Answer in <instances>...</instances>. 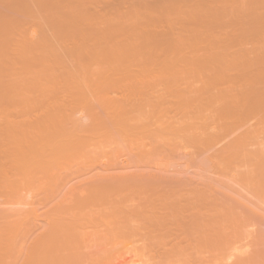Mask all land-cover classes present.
<instances>
[{"label": "bare ground", "instance_id": "obj_1", "mask_svg": "<svg viewBox=\"0 0 264 264\" xmlns=\"http://www.w3.org/2000/svg\"><path fill=\"white\" fill-rule=\"evenodd\" d=\"M27 1L28 0H0V32L2 34L4 33L7 36L8 35L7 33H10L9 30L13 28L12 26L10 27V25H12L14 22H17L19 20L21 21V19L25 18L24 16L27 15L31 11L32 6H30V3ZM42 1L39 0V3ZM47 1H49V0H46V4H44L43 2H42L43 4L41 3L40 7H42L43 10L41 9L42 11L40 10V12H43V11L49 12V10H47V9L44 10L45 7L50 8L49 5H48V7L42 6V5H47ZM50 1H52V0H50ZM71 1H73V0H71ZM86 1L89 2L88 0H86ZM101 1L103 2L104 0H101ZM109 1H111V0H108V3H109ZM125 1H123V2H125ZM149 1L150 0H147V2H149ZM160 1H162V0H160ZM195 1H198V0H195ZM218 1L219 0H217V2ZM247 1H249V0H247ZM56 2L57 3L59 2L58 4H60V0H57ZM63 2L60 5L61 8L58 4H56V6L58 5L57 7H59L56 9V6H52V4H54L52 1V4H51L52 15H55V14H53L54 10L57 11L56 14L59 12L62 14V12H64V11H60V10H64V9L68 10L69 6H67V2L65 1L66 4ZM68 2L70 3V0ZM78 2H81V1L78 0ZM105 2H107V1L105 0ZM105 2H103V3H105ZM116 2H118V1H116ZM128 2H129V0H128ZM157 2L158 1H156V3ZM167 2H168V0H167ZM167 2H166V4H167ZM214 2H215V0H214ZM219 2H222V1L220 0ZM233 2H234V0H233ZM237 2H239V1H237ZM260 2L263 3L262 1H260ZM27 3H29V6L27 5ZM74 3H76V2L74 1ZM156 3L154 2V5ZM228 3H229V1H228ZM257 3H256V5H259V1H257ZM63 4L65 5V7H63ZM71 4H72V2H71ZM79 4H76V5L80 6L79 10L82 9V11H80L79 13L82 14V12L84 11V8H85V11L83 12V15H82V16H85L86 15L85 12L88 9L85 6H83L84 3H83V5H82V3H79ZM147 4L144 3L143 7L145 8ZM150 4H151V2H150ZM171 4H173V3H171ZM181 4H183V3L181 2ZM210 4L208 6L211 8L213 5L210 6ZM213 4H216V3H213ZM235 4L236 3H234V5ZM240 4H241V2H240ZM244 4H246L245 7H247V6H249L247 4H250V3H248V2L243 3L240 7L245 8L243 6ZM36 5H38V3ZM72 5H74V4H72ZM117 5H119V3ZM126 5L128 6V4H126ZM174 5L175 4H173V6ZM197 5H198V3H197ZM205 5L206 4H204V6ZM66 6H67V8H66ZM81 6H83V8H81ZM89 6H90V4H89ZM97 6H98V4H97ZM151 6H153V4H151ZM151 6L149 8V11L151 9ZM202 6L200 5V8ZM238 6H236L235 8L239 9ZM251 6H253V5H251ZM251 6H249V7L251 8ZM28 7L30 8V10ZM104 7H105V5H104ZM113 7H112V9H113ZM125 7H123V10ZM164 7H166V5H164ZM194 7H196V6H194ZM229 7L231 8L230 5H229ZM229 7H228V9H229ZM232 7H234V6H232ZM35 8L38 9V7H35ZM72 8H75V10L78 12V9H77V8H79L78 6L77 7L73 6L69 9L74 10ZM109 8H110V6H109ZM156 8H158V7H156ZM160 8L162 9L163 7H160ZM219 8L221 9V7H219ZM219 8H216V9H219ZM235 8H234V11L236 10ZM250 8H249V11H246V8H245V10L244 9L243 10L241 9V10L243 12L245 11L246 14L249 15V14H252V13H250ZM263 8H264V4H263ZM33 9L34 8H32V11H31L33 13L31 18L34 17ZM182 9H183V7H182ZM189 9H191V8H189ZM226 9L227 8L225 7V9H223V10L226 11ZM256 9L261 10L262 8H258V6H257L255 8V11H254V9H252L251 12L254 11L253 13H255V12L257 13L258 10H256ZM107 10L108 9H106V11ZM125 10L128 11L129 13L125 14V13H127ZM125 10H124L125 13H124V11H121V9L117 10V13H118V11L120 12V14H121V12H123L122 18L124 16V14H125V16L130 15V13H131V15H132V13L134 14V12H132L133 9L128 10V8H127ZM146 10H148V7L146 8ZM153 10L154 9H152L151 13L155 14V13H153ZM172 10L174 11V9H172ZM247 10H248V8H247ZM112 11H116V9L115 10L113 9ZM143 11H145V10H143ZM196 11L199 12L198 8ZM208 11H209V9H208ZM211 11H212V8L210 9L209 12H211ZM232 11L233 10L231 9L230 13H232ZM157 12H160V11H157ZM161 12H163V11H161ZM192 12H195V11H192ZM203 12H205V11H203ZM219 12H220V10H219ZM236 12H237V10L235 11V14H236ZM238 12L240 14L241 11L238 10ZM261 12H262V15H259L260 19L257 16L258 18L256 17L253 20L251 18V15H250V19L252 21H250V19L246 18L247 21L248 20L250 21L249 24H248L249 21L247 22L244 19L247 22V25L245 23L246 26H248L250 24H252L253 27L255 26V30L252 29V25L248 26V28L250 27L249 29L251 31L246 29L247 27L244 28L243 26H245V25L242 26L245 29V33L248 32V34L250 36L249 38L254 37V39H255V38H259V36H261L262 38L264 37L263 35H261V32L264 31V29H263L264 28V20L262 21V19L264 17V9H262L260 11V13L259 12L258 13L261 14ZM69 13L67 14L68 19L65 18V19H63L65 21L62 20L64 23L62 25L63 26L68 25L69 28L72 29L71 30L72 32H70L69 34L74 35L76 32H78V30H80L81 33H84L85 28L81 27L80 24H78V25L70 24L69 25V23H72V22L76 23V24L79 23L80 18H82L81 14H80L81 17L79 16L80 17L79 20L77 22L76 21L74 22V20H75L74 15L70 13L71 15H73V17H74V19H73V17L71 15H69ZM75 13L76 12H74V14ZM79 13H78V15H79ZM114 13H115V15H118L116 12H114ZM171 13H173V12H171ZM171 13H169V14H171ZM213 13H214V10H213ZM221 13L222 12H220V14H219L218 11H217V14L214 13L215 14V16H214L215 18H214L212 15V12H211V15H209V16L212 17L214 20H212L210 24L205 25L204 27L208 26V28L211 27L213 29L214 28L217 29L216 27H219V24H220L218 22V20L220 19L219 17H221ZM225 13H227V15H228L229 14L228 10L226 12L222 13V20H223V16L225 15ZM30 14L31 13H29V15ZM40 14H42V13H40ZM44 14H46V13H44ZM94 14L95 15L91 14V18H88L89 21L92 19V16L96 17L97 13H94ZM102 14L99 15V13H98V17L102 18ZM197 14H199V13H197ZM208 14H210V13H208ZM75 15L78 19L77 14H75ZM87 15H88L87 17H89L90 14L87 13ZM107 15H109V14H107ZM142 15L143 14H141V16ZM187 15H189V14H187ZM217 15L218 16L220 15V16L218 17ZM236 15L239 17L238 14H236ZM35 16H39L38 13H36ZM46 16H47V14H46ZM49 16H51V13L49 14ZM103 16L105 17L104 20H106L107 16H105V15H103ZM130 16H129V18H130ZM150 16L152 17V15H149L148 17L151 18ZM155 16H157V15L155 14ZM158 16H160V13ZM203 16H205V15H203ZM229 16H230V14H229ZM237 16H236V18H237ZM242 16L244 17L243 14H242ZM254 16H255V14H254ZM51 17H53V16H51ZM61 17H62V15L60 16V18ZM69 17L71 18L72 21L70 20L71 22L68 23V20L70 19ZM87 17L85 18L86 20H88ZM113 17H115V19H116V16H113ZM117 17H119V15ZM189 17H192V16L189 15ZM245 17H246V15H245ZM247 17L249 18V16H247ZM48 18L49 17H47V19ZM101 18H98V20H96V18L95 19L93 18L92 21L94 22V24H98L97 22L98 21L100 22L101 20H99V19H101ZM103 18H102V21L105 23L106 21H104ZM119 18H117V19H119ZM184 18H185V15H184ZM192 18H194V17H192ZM201 18L203 19L204 17H201ZM201 18H199V19H201ZM232 18H234V17L232 16ZM85 19H83L82 22ZM199 19L196 18V19H192V20L198 21L197 23L200 24L201 20H199ZM239 19L240 18H238V20ZM242 19L243 18H241V21L239 20L240 22L237 23V25H239L241 23L243 24L244 20H242ZM25 20L23 22L24 25H22V23H21L23 21V19L20 22L21 24H19V23L18 24L25 26V22H26ZM28 20L29 19H27V21ZM39 20L42 21L43 19H39ZM56 20H59V19L55 18V20L53 22H56ZM111 20H114V19H111ZM122 20L123 19H121V21ZM143 20H144V18H143ZM159 20H161V19H159ZM159 20H157V21H159ZM167 20H166V22H167ZM174 20H172V21H174ZM225 20L229 21L230 19L226 18ZM29 21H31V20H29ZM43 21H45V19ZM145 21H144L143 25L144 24L148 25L151 23L150 19L145 20ZM205 21H206V19H205ZM219 21H221V20H219ZM234 21H235V19H234ZM33 22L34 21L32 20V22H30L29 24H31ZM37 22L39 25L40 21H38V19H37ZM48 22H50V19H49V21H47V23ZM57 22H61V21H57ZM65 22H67V23H65ZM84 22L85 23H83V24H86V21H84ZM188 22H190V20L189 21L187 20V23ZM225 22H227V21H225ZM35 23H36V20H35ZM108 23H110V24L106 23V25L102 26V27H100L101 25H104L102 23H100L101 25H94L93 23L92 24L88 23L89 27H88V24L86 25V32L88 31V33L86 35H88V37H90L91 31L93 30V35L91 37L94 40L93 42H95V44L93 43L94 46L91 48V44L89 43L90 44L89 45L90 48H89L88 45L85 44V41H84L83 47L85 45H87V46H85V48L82 49L81 46H82L83 41L82 42L80 41L81 46L79 44H77V46L79 45V48L81 47L80 50H82L84 53H81V51H80V54H79L80 56L77 58L79 60L75 59V61H72L74 63H72V65L69 66L68 63L71 64V62H69V58H66V59H68V62L65 61V63H67L68 65L67 64H61L60 65V63L56 64L58 66L60 65L59 68L58 67L56 68L55 67L56 65L54 63L56 62V60L57 61L61 60L63 62L62 59L70 53V50H67V53H66L65 49H68V48H65L64 49L65 51L61 50L62 49L61 44L58 45V43L55 41V40L58 41V39H55V36H57V34L56 35L54 34V39H53L52 33H51L52 37H50L51 34H50V36L46 34L47 33L46 31H48L47 28L45 31L46 33L43 32L45 30V28H44V30H41V32H43V34H45V36L39 35L40 37H42V36L44 38L47 37L48 39L46 38L45 41L46 40L49 41V37H50V39H52L51 42H53V43H51V46H47V47H49V51L53 50L51 48L55 47L56 45H58L59 48H55V50H53V52L57 51V53H58L59 49L61 48L60 49L61 50L60 56H59V53L54 54V55H56V57H55L56 60L53 61L54 67L56 68L55 72L60 73V71H61V73L55 74L56 77L52 76L51 74H53V73H51V72H49V73H51L50 75L47 73V71H52V70H51V66H49L50 61H45V60H46L48 55L51 56L52 54L50 55L49 51H46L48 53H46V52L43 53V51L41 49H43L44 47H42L41 44L45 45L46 42L43 41V42H45V44L42 43L41 38H40L41 44L38 45L39 48L37 46H36V48H38L40 50V52L42 51V54H40V52H39L40 55H38V54L35 55V53H33L34 51H32V53H33L32 57L33 56L37 57L36 59H35V57H33L34 59H32V57H30V55L32 54L31 51H30L31 54L28 55L29 51L27 50L28 51L27 56H29L30 58L29 57L28 58L30 60H32L31 61V62H33L32 64L36 63V64H38V66L36 64H35L36 66L30 65V63H31L30 61L27 63L28 64V66H27L26 61H28V60H25V58L27 59V56L25 55V58L21 59V64H22V62L23 63L25 62L24 64H26V65L24 66V64H22L23 66H21V67L19 66V67L21 68V71H20L21 74H22V71L24 70L22 67L25 68L27 66L28 70H30V71H34V69H35V71H34L35 74H36V71H37V74L39 73V70H40V72L42 71L40 74H38L40 77H41L42 73L44 76H45V74L49 75V76L48 75L45 76L49 80V81H45L48 83L47 85L42 83V81H39L40 78H38L35 75H34L35 80L33 79V82H31V84H32L31 88L32 89L37 88V89H39V92H42V93H38L36 91L37 95L35 94V96H34V95H32L34 93H30V91H32V89L30 91L26 90L28 92H26L24 89H22L23 91H25V94H24V92L22 94L19 91L15 92L17 89L13 90V89H15V88H13V86H12L13 89H11L10 85H9V87L7 86L6 88H4L5 86L0 84V119H1L0 123H1V121L5 122V123H1V125H0V198L3 200V202H2V200L0 199V264H10V262L12 264V262L16 261L14 259L15 256L14 257L10 256V254L11 255H13V253L15 254L14 251H13V253H11L12 250H11V247H9V245H11L12 243H10V241H13L14 238L23 239V238H17L19 235L21 236V234H19V233H21L22 230H20V225H21L20 221L18 219H15V218H18L20 213L18 214V209L16 208L17 205L15 206L16 210L13 209V211L15 212V213H13L12 208L10 207L11 203L9 201L10 200L9 197H11L13 194L16 195V192L22 194L23 192H19V191L22 190V187L25 184L27 185L29 182H31L32 181L31 179H33L35 181H39V180H42L45 178L44 179V181L46 180L45 183H44V181H42V182L44 183V185L47 183L48 188H49V186L52 183L51 181L54 182V180H52V179L54 177L56 178V176H57V175L56 176L53 175V173L55 172V170L59 171L56 168H58V169L60 167L63 168V165L66 164V168H68V170H69V166L71 168V163H70L71 161H72V163L75 161L80 163V161H78L77 158L80 157L79 160H81L82 157L84 159H86V157H87L85 155L86 153L83 154V152H81V150L86 152L85 149H87V152H88V149L90 147H92L91 148L92 151L89 150V152L95 153V151H93V150H96L94 147H95V145H98V144H99V146H97V148L100 151V156L96 157V154H95L94 158L97 159L100 164H98V166L96 167L95 163L97 164V160L95 161V159H94V161H93L92 160L93 157H91V160L93 161V163L91 161H90L91 163L86 162L82 158V160L85 161L87 164L89 163L87 165V167L91 164L89 166L90 169L87 168L88 172H87V169L84 170V167L86 165L85 166L82 165V168L84 170L83 172H85V173L87 172V175L84 176L83 174H85V173L82 174L80 172L82 170L81 167H80L81 170H80V168H78L80 171L75 170L73 173L71 172L72 173V175L70 174L71 177L76 172L78 174H74V175H77V176L79 174L83 175V177L81 175H79L82 178L81 177L75 178L77 181H74V182H78L79 178L83 182L81 183V181L79 180L80 185H79V183H75V185H74L73 181H71L74 185L73 186L72 183L69 184V185H71L70 188H72L71 189L72 196H71V194L69 195L70 192H68V196H70V197H67V195L65 194L66 195L64 197L65 200H64V198H62L64 201L61 200L62 203L59 201L61 204L57 203V204H59L58 207L54 204V207L56 206V208L53 209L55 213L52 212V209L50 210L52 212L50 214V216L52 217L55 215V217H52L53 218V219L51 218L52 220L49 218V216L46 217V219L48 218V219H50L49 221H51V223L49 224L50 226L47 225V226H49V228H47V229H50V230H48L49 232L46 231V233L45 234L43 233L42 236L38 235L39 238L35 237L36 240H34L35 241L34 243L37 246V247L34 246V248H33L34 252H35V250H38L40 248L38 251H39V254H41L42 259L41 258L38 260L35 259V258H39V256H40L38 254V251H36L37 255L35 254L34 258L32 259V255H34V252H33V254L31 252V254L29 253L30 257L28 256L29 257L28 261L31 259L30 262L31 261L34 262V263L31 262V264H88V263L90 264V261L91 262L94 261V259L90 260V257L91 258L95 257L96 252L94 251L95 256H93V253L90 250L89 251H90V253H92V255L90 253L87 254L88 249L86 250V248H89V246H91V245H95V246L98 245L97 246L98 250H100V249L102 250L103 248L105 250H108L107 248H110V247H108V246H110L109 245L110 243L114 244L115 247L118 246L117 250H119V247L121 248L122 245L125 246L126 244L129 243L130 247L133 248L132 250H134V248H135L136 250L139 251V253H140V254L138 253L139 257H140V255H141V257L146 256L145 253H148V254L151 252H152L151 254L156 253L153 255H155L154 257L156 258L158 264H205V263L209 262L210 260H211L210 262L212 264H218L219 262H220L219 264H246L247 260L249 261L247 264H249V263L252 264V262H255V260L254 261L250 260V259H253V257H252L253 254L254 255L257 254L256 259H258L257 257L260 255H261L259 257L260 259L264 258V256H263V253H264V244H263L264 243V241H263L264 236L263 235L264 234H261V232H258V231H260V229H258L260 227H257V225H256L259 221L257 219V217H260L262 215L261 214L260 216H258V214H260V212L257 211L256 209H258L259 206L261 208V205L258 204L259 206H257L256 201H253V200H255L254 198H257L259 195L264 193V50L262 47L263 45H261L262 42H264L263 41L264 38L262 40L260 39L261 43L256 45V48H255V44H253V43H255V42L259 43L258 39H256L257 41L254 40L255 42H253V40L250 42L249 38H248L249 41L247 40V42H249L248 47H250V49L252 51L254 50V48L256 50L258 48V46L260 45L259 46L260 49L258 48V50L262 51V52H260V54H256L255 51L252 53V54L255 53L257 55L256 57H255V54L253 56H250V54H248L251 50H249L248 52L245 51L243 55H238L240 50H241L240 48L245 47L244 44L247 45V42L245 43V42H243V40L245 41L246 35H248V34H245L243 28L241 27V29L243 30V34H245L243 36L245 39H242L243 37H242L241 33H240V35H241L240 36L239 32H238L239 37H242V38L241 39L239 38V40H237V41H242L244 44L242 42H240L241 46H242V44H243V46L242 47L236 46L237 51H238V48H239V51L238 52L236 51L237 53L235 55L233 54L234 56H232V54L228 55L225 53V51H226L225 48L228 47L226 44L228 42L232 43V41H234L233 39H232V41H230L231 40L230 37L233 35L232 34V35H229L230 37L227 36L230 40L225 38L227 41L229 40L228 42L225 41L226 44L223 42L224 40H222L224 45H222V42H220L221 43L220 48L223 46L222 48H224V49H220L219 46H217L219 43L218 44L214 43V44H216L217 49L213 48L214 51L209 50L211 52V55H207V57L205 55V57L204 56L202 57L201 54L198 55V53H197L196 56H194V54H193V57L191 56L192 59L190 60V57L186 56L187 54H191V53H189V51H190L189 48H188L189 51L187 52L186 49H184V47L186 48V46L183 47V49L187 53L182 52L184 50L179 51V48L182 49V47H180V46L183 45L182 43L185 42L184 36L189 33L190 29H187L188 30L187 34H185L186 31H185V33L183 31L184 36L181 37L179 32H181L183 30V27H181L182 30H181V28L179 29L180 31L177 30L178 29L177 27H174L177 30L176 32L179 31L176 34L180 35V39L184 38V40L181 39L182 41H180V39H179V41L182 43H179L177 41L178 39L175 40V38L176 37L179 38V36L178 35L175 36V34L173 35L172 30H170V29H169L170 32H168V33H171L175 37L172 38L173 36L170 34L171 36H169V38L174 39L175 42L177 41L176 44L174 43V45H173L172 41H174V40H172V39H171L172 41L167 40L168 39L167 38L168 33H167V35H165V33H164V36H163L164 38L158 37L159 41H158V39H156V40L158 42H165V41L167 42L168 41L172 44V45H170L171 46L170 47L167 43V45L173 51H175L176 53L178 52V53L177 54L173 53V55L171 53H169V55L165 59L167 60L166 62H168V58H171L172 56L174 57V55L179 56V54H180V58L178 56L177 57L179 59H182L180 61H182L183 64L185 62L186 65L185 66L183 65L182 67L180 65V67H179V65H177L178 63H177V57L176 56H175L176 62L173 58L168 63H164L165 62L164 59H163V61H162L163 63H162L157 58V57L163 56L161 54L164 52L163 51H162V53L160 52L161 54L159 56V53L156 50V52L158 53L157 54L158 56L156 55V53L154 52V48L151 49L152 47L150 45V43H152L153 41H156V40H153L154 37L150 36L148 33H147V35L145 34L144 36H143V34L145 32H143V34H142V32H141V34H139V35H142V37L146 38V39L144 38L145 42L142 43V45L141 44L139 45L138 43L140 40H137L138 42L135 41V43H134L133 39L130 40V38H128V37H127L128 39L124 37L126 40H123V38H120L121 40L118 39V36L122 32H124L126 30V28L124 27L125 29H123L122 25H120L122 28L121 27L119 28L118 26H115V27H117V28H115L114 25L112 24L113 22H108ZM156 23L158 24V22H156ZM168 23H171L170 18H169ZM177 23H178V25L180 24L179 22H177ZM194 23L197 24L196 22H194ZM205 23L206 22H204V24ZM41 24H43V23H41ZM48 24H50V23H48ZM51 24H53V23L51 22ZM111 24L113 26L111 28H109ZM114 24L116 25V23H114ZM132 24L134 25V23H132ZM157 24H156V26H157ZM226 24H224V25H226ZM31 25L33 26V24H31ZM44 25H46V24H44ZM54 25H56V27H57V25H59L57 27V29H58L61 24L60 23H56V24L54 23ZM71 25L72 26L75 25V26H73V28H72ZM92 25H94V27L95 26L100 27V30L101 29H103V30L100 31L99 28L97 29V27L93 28ZM125 25L126 24H124V26ZM136 25L138 27V23L137 24L135 23V26ZM170 25L171 24H169L168 26H170ZM237 25H234V26L237 27ZM22 26H21V28H22ZM26 26H28V23ZM52 26H49V27L54 29V31L56 33V30H55L56 27L53 28L54 26L53 27ZM77 26H79L81 28L75 29V27H77ZM106 26H109L107 28L112 31V32H110L111 33L110 36H108L109 33H107V35H105V37H103V36L101 37V36H99V34H100L99 32L97 33L94 31V29H95V30H98V31L105 34V32H107V30L104 31V29H106ZM144 26H142V27H144ZM166 26H167V24H166ZM230 26H231V28L233 27L232 24ZM239 26H241V25H239ZM43 27H45V26H43ZM43 27H40V29H43ZM103 27H105V28H103ZM148 27H150V26H148ZM157 27H159V26H157ZM220 27L222 30L223 26L221 25ZM236 27H234V28H236ZM61 28H62V26H61ZM91 28H93V29H91ZM129 28H127V30L132 29L130 26H129ZM133 28H134V26H133ZM201 28H203V27H201ZM239 28H237V29H239ZM15 29H16V27H15ZM17 29H20V28H17ZM135 29H137V28H134L133 31ZM139 29L143 30V28H139ZM155 29H156V27H155ZM185 29L186 28H184V30ZM191 29H193V28H191ZM194 29H195V26H194ZM203 29L201 31L199 28L198 31L200 30L204 34ZM230 29L228 31H230ZM204 30H206V29H204ZM246 30H248V31H246ZM252 30L255 32H253ZM11 31H14L13 33L15 34L14 29ZM198 31L197 32L195 31V32L200 34V32H198ZM208 31H209V29H208ZM226 31H227V29H226ZM49 32H52V31H49ZM62 32H63V30H62ZM62 32L57 31V33L59 35ZM134 32H136V31H134ZM191 32L192 31H190V33ZM232 32H234V31H232V29H231V33ZM249 32L250 33L252 32V34L253 33L254 34L251 36ZM25 33L23 32V37H24ZM89 33H90V35H89ZM94 33H97V35L101 38L94 36ZM102 33H101V35H102ZM190 33L188 34L189 36L188 35L186 36V37H188L186 40V44H189V41H190L189 46L192 45L193 42L201 41V38H202L201 43L203 41H204V43H205V41H207V42L209 41V38L207 36H206L207 37V40H206V38L203 39L205 36L202 37V34H200V35L197 34L195 36V35H190ZM16 34H21V33H16ZM64 34H66V33H64ZM64 34H62V35L64 36ZM128 34H130V33L128 32ZM206 34L208 35L209 33H206ZM223 34L225 35L226 32L224 31ZM10 35H11V33H10ZM72 35H70L71 38H72ZM130 35H132V34H130ZM214 35L216 37V34H214ZM214 35L211 36L212 39L214 38ZM234 35H236V34H234ZM39 36L37 38V41H39L38 40ZM77 36H80V35H78V33H77ZM217 36H219V35H217ZM25 37H26V35H25ZM66 37L69 38L68 36H66ZM66 37H64V39ZM83 37H85V36L83 35ZM120 37H123V35ZM224 37L225 36H223L222 38L224 39ZM4 38L5 37H3V39ZM16 38H18V37H16ZM56 38H58V37H56ZM218 38H215V39H217V40L221 39V38L220 39H218ZM21 39H19V40L21 41ZM62 39H63V37H62ZM92 39H90V40H92ZM11 40H13V39H11ZM22 40H23L22 43H18V44L21 45V44L27 43L26 42L27 40H25V39H22ZM24 40H25V43H24ZM69 40H73V39L69 38ZM78 40H80V39H78ZM81 40H83V39H81ZM8 41H9V38H8ZM30 41H32V40L31 39L29 40V44H30ZM33 41L36 42V39ZM33 41H32V43H33ZM60 41H62V40H60ZM132 41H133V44H132ZM150 41H152V42H150ZM213 41L211 40L210 43H208L209 49H210V46L212 49ZM237 41L235 40L234 42L237 43ZM71 42L76 43V41H74V40ZM148 42H150V43H148ZM7 43H10V42H7ZM14 43L15 42H13V44ZM39 43H40V41H39ZM136 43L138 44V47H137ZM155 43L156 42H154V44ZM250 43H252V45ZM29 44H27V45L25 44V45L28 46ZM49 44L50 43H48L46 45H49ZM52 44L55 46H53ZM134 44H135V46H134ZM154 44H153V46H154ZM163 44H165V43H163ZM202 44L199 43V46ZM214 44H213V46H214ZM2 45H0V46H2ZM32 45L34 46L35 43H33ZM147 45H150L151 48H149V46H147ZM204 45H206V44H204ZM234 45H235V43H234ZM4 46L0 47V57L1 58L6 57V56H4V53H5L4 51H6V49L4 50ZM17 46L18 45H16L15 47H17ZM30 46H31V44H30ZM33 46H31L29 48L37 51V49H35V47H33ZM40 46H41V48H40ZM77 46L75 48L72 46L73 49L70 47L69 48V49H71L70 56H66V57H72L73 58V57H75V55L77 56L78 54H76V52H75L77 49H79ZM195 46H197V48H198V44ZM9 47H11V46H9ZM9 47H7V48H9ZM22 48L24 49L25 47H22ZM160 48H162V47H160ZM160 48H159V50H160ZM190 48H192V47L190 46ZM200 48L201 47H199L198 50ZM204 48H205V46H204ZM229 48H230V46H229ZM229 48H228V50H229ZM233 48L236 49L234 46H233ZM12 49H14V47ZM23 49H21V50L23 51ZM234 49H232V47H231L230 51L234 50ZM244 49L248 50L246 48H244ZM244 49H242V50H244ZM163 50H164V48H163ZM172 50H170V51H172ZM223 50H224V52H223ZM228 50H227V52H228ZM258 50H256V52ZM22 51H21V53H22ZM192 51H194V53H195V48ZM204 51H206L205 52L206 54H209L208 53L209 51L207 52V50H205V49H204ZM62 52H63V54H64V52L66 53V54H64L65 56L63 58L61 57ZM78 52H79V50H78ZM179 52H182V53H179ZM196 52H198V51H196ZM199 52H201V50ZM233 52L235 53V51H233ZM36 53H38V51ZM257 53H259V52H257ZM72 54H73V56H71ZM181 54H184V55H181ZM53 56H51V57H53ZM57 56L59 58H57ZM169 56H171V57H169ZM198 56H200V58ZM163 57H166V55H164ZM184 57L186 58V60ZM6 58L4 60H6ZM9 58L10 57H8V59ZM50 58H47V59H50ZM16 59H18V58H16ZM43 59H45V60H43ZM58 59H60V60H58ZM22 60H24V61H22ZM64 60H65V58H64ZM158 60H159V62H158ZM187 60H189L188 63L192 62L189 64V66H191V67H189V66L187 67V65H188ZM0 61H1V59H0ZM77 61H80V62H77ZM76 62L80 65H78ZM137 62H138V64H137ZM193 62L195 63L194 66L192 65ZM5 63H6V68L8 65L9 66L12 65L11 64L12 62L8 65H7V62H5ZM97 63H99V64L97 65ZM119 63H121V64L119 65ZM170 63H172V64L174 63L173 66H172V64L170 66ZM17 64L19 65L18 62H17ZM50 64H52V63H50ZM74 64H76V66ZM133 64H136L135 66L140 67V68L138 67L140 69V70H138V72L135 70L133 71L131 69V67H134ZM161 64H163L162 69H161ZM166 64H167V66H166ZM29 65L33 68V70H31V68H29L30 67ZM77 65H78V67L79 66L80 67L78 68ZM99 65H100V67H99ZM201 65H202V68L204 66L207 69V66H209L210 69L208 67L207 71H204L206 69H203V71H202ZM72 66H74V67H72ZM95 66H98V68H101V69L104 68L106 71L108 70L107 74L109 73V75L106 74V71L104 72L103 70L98 69ZM150 66H151V68H150ZM174 66H175V68H174ZM195 66H197L198 68ZM15 67H17V66H15ZM19 67H17L16 69H18ZM61 67L63 68V70ZM137 67H134V68L137 69ZM148 67L150 68V70ZM167 67H169V68H167ZM170 67H171V69H170ZM183 67H185V68H183ZM9 68H11V67H9ZM58 69H60V70L58 71ZM95 69H96V72H98V70L103 71L105 73V75H104V73H102L100 71L101 74L98 75L101 78L100 79L99 77L96 76L97 73L95 72ZM199 69H201L202 72ZM231 69L233 71L230 73ZM0 70H5V68L2 67V68H0ZM6 70H8V69H6ZM45 70H47V71H45ZM44 71H45V73H44ZM236 71L239 72L238 75H236L237 74ZM240 71H242V73ZM243 71L245 72V74H247L246 76L245 75L243 76V74H244ZM248 71H252V73L254 75H252V73H249ZM25 72L23 71L24 75H25ZM93 72L95 73L94 78L92 75ZM10 73H12V72H10ZM193 73H195V74H193ZM232 73H235V74L232 75ZM5 74L3 73V75H5ZM16 74H17V72H16ZM65 74L69 75V77H67V75H65ZM98 74H99V72H98ZM249 74L253 77L251 78V76ZM3 75H2V77H6ZM7 75H8V73H7ZM84 75H86L87 77ZM88 75H90V76H88ZM13 76H14V74H13ZM31 76L28 77L29 80L31 79L30 78ZM34 76H32V77H34ZM64 76L67 77L66 81L64 80L65 79ZM91 76H92V78H91ZM45 77H43V79ZM61 77H62V80H60ZM6 78H8V76ZM9 78H13V77H9ZM58 78H59L60 82H57ZM247 78H250L251 80H248ZM21 79H24V77ZM90 79H92V80L94 79V81H92ZM202 79L204 80L203 83H202ZM63 80L65 82H67V84H69L68 80H70L72 84H70V85H66V84L59 85L60 83H64ZM102 80H104V81H102ZM188 80H190L189 82H193L195 80L197 83L198 82L200 83V86L199 85H193V84H196L195 82H193L191 85V83L187 82ZM197 80H199V81H197ZM13 81H15V80H13ZM91 81L95 85L92 84ZM39 82L43 86L46 85L47 87L46 86L41 87ZM98 82H100L101 84L106 83L108 85L106 86V84H105L106 87L101 88V86L104 84L101 85L100 83L98 84ZM181 82H183V83H181ZM16 83H15V85H16ZM23 83L25 84V81ZM57 83H59V84H57ZM1 85L4 87L1 88ZM57 85H59L60 87L59 86L57 87ZM90 85L92 88L90 87ZM93 86L95 88H93ZM23 87H25V86H23ZM98 87H100V88L98 89ZM96 88L98 89V91ZM39 94H41V95H39ZM66 94L67 95L70 94L68 96L69 97L72 96L71 98H74L73 96H75V98L77 97L76 100H75V98L73 99L74 100L73 102L77 101L78 97H80L79 101H82V100L83 101L82 102L78 101L77 104L73 103L69 97H68L69 99H66L67 98ZM111 94H112V96H111ZM22 95H24V96L27 95L28 99H29V97L30 98L36 97L37 100L39 97H41V99H39L40 101L38 100L39 103L37 102V100H35L37 103L35 102L36 104L34 103V106L37 105V107H35L34 109L28 108V107L25 108V105L24 106L22 105L23 109L21 111H19V110L22 107L20 109H17L14 107L15 108L14 110H16V109L18 110L15 112H14V110L9 111L6 108L5 104H7V105L13 104L14 105V104H17L19 102L22 103L23 100L22 101L19 100V99H21L20 97H22ZM89 95H90V97H89ZM91 95H92L93 99H92ZM96 95H98L99 97L98 96L95 97ZM117 95H120V96L117 97ZM24 96L22 98H24ZM88 97H89L88 102L91 101V104H88L86 101V99ZM94 97H95V99H94ZM96 98H100L101 101H99L100 99H98V101H97ZM34 99H32V100L34 101ZM67 100L68 101L71 100L70 102H72L75 105H80V104L83 105L85 103L84 101H86V104H85V106L83 105V107L88 108V110L90 109L89 111H92L94 116L92 115L91 112L87 113V114H91V117L93 120L95 118L97 119V121L94 120V122L91 120V123H89L90 124L89 125V124H87V122L91 118L86 114V116H88L87 118H90V119H88V121L86 122L87 125H85V123L82 124L83 127L79 125L80 126L79 129H81V131L84 130V132L82 131L83 134H81V135H77L78 133H76L74 131V128H73L76 126L78 128V125L75 126L76 123H79L78 118L76 119L77 121L73 118L74 120L72 121V123L74 122L73 123L74 126L70 125V128L67 126H65V128H63L64 125L66 123H68L67 121L71 118L72 114L74 116V113H75V111H74V113L68 114L67 111L65 110L68 107L65 105L67 103H68L67 105H69V102ZM33 101H32V103H33ZM93 101L95 102V105L96 104L99 105V103H97V102H102V104L100 103V105H99L100 109L98 108L99 110L103 109L102 111L98 112L100 114V116H95V112L97 113L98 109H97V105L94 106ZM92 103H93V105H92ZM87 104L90 107L92 106L93 108L92 107L90 108ZM13 105H12V107H13ZM75 105H73V107L71 105V107L74 108ZM82 105H80V106H82ZM27 106H28V104H27ZM1 107L2 108L4 107L6 109H2ZM71 107H69V109ZM83 107H81V108L84 109ZM95 107H96L97 111L96 110L94 111ZM101 107H102V109H101ZM41 108H44V110L47 108L48 110H46L47 112L46 111L44 112V110L42 109L43 111L41 110V112H43L44 114L41 115L42 113L40 114V112H38V110L40 111ZM78 108H80V107H78ZM78 108H75V110H78ZM35 110H37V113L39 115H41L39 117V119H42L40 122H43V123L38 122L40 124V126H36L37 123L34 124V122H33V125L36 126L34 128V126L31 124L32 121L31 122H29V121H30V119H32L33 116L31 114L35 113ZM64 110L66 111V113ZM61 111H62V113H61ZM85 111H87V110L85 109ZM68 112H70V110ZM101 112H103L104 114L102 115ZM60 114H63V116H65V114H66V117H64L65 119L61 118V120H60V116H61ZM99 114H97V115H99ZM104 115H105V117H104ZM37 116H35V118L38 119ZM63 116H61V117H63ZM67 116L68 117L70 116L69 119ZM23 117H25V118L29 117L30 118V119L29 118L27 119L28 120L27 122H29L30 128H32L31 125L33 126V128L30 129V130H32L33 133L27 131V130H29V128H28L29 125L26 123L25 119H22L21 122L24 121L28 125V127L25 128V130L27 129L26 131L29 133L25 134L24 133L25 131L22 130V128H23L22 125L24 122L21 123L19 121V118H23ZM17 118H18V120H17ZM102 118H104V119H102ZM3 119H5V121ZM44 119H46V122ZM15 120L19 121L22 125H20L19 122H18L19 125H17V121H15ZM75 121H76V123H75ZM44 122L46 125L44 124ZM69 122L71 123V121H69ZM62 123H63V126L61 128L60 125H62ZM80 123H82V122H80ZM26 124H25V126H26ZM41 124H44V125H41ZM84 125L86 126V128H84L85 127ZM18 126H20V127H18ZM244 126H245V128H244ZM17 127H18V129L21 128V130H17ZM81 127L84 129H82ZM77 128H75V129H77ZM240 128L242 130V132L240 131V135H237V137H235L236 139L233 138L236 135L232 136L234 141H232L233 140L232 139V140H230V142L227 141V144H224L223 146H221V148H219L220 146L215 148V146L218 145V143L221 141L220 138H223L222 136H224V134H225V137H228L227 136L228 134H231L232 132L234 133L236 130H239ZM33 129H35V130H33ZM70 129H72L76 133L77 136H74L72 134L73 131H72V133H70L71 135H69L68 132H70ZM79 129H78V132H79ZM210 130L213 133L210 132ZM13 132L14 133L17 132V135L14 134ZM22 133H24V135H26V136L23 137ZM226 133H227V135H226ZM19 134H22V135H20L21 137L18 136ZM106 136H109V137H106ZM116 136L120 137L121 138L120 140L121 141L123 140L125 144L128 143L132 146V148L136 151V153H135V151L132 152V154H134V156L132 155L133 157H135V154H136V157H139L138 160L140 162L143 160V162H145V163H143V162L140 163V162H138L137 158L134 159L133 157L132 158L134 160H132V159L130 160L129 158H131V155H127V154H129V152H127V153L125 152L124 154L129 156L128 159L131 161L130 164H129V162L126 163L127 159L122 160L121 157L125 158V156L123 155V152H124L123 149L126 150L129 148L128 150H130L131 146L127 147V148L124 147V144H122V142L120 140H118L119 138H116ZM230 136H229V138H230ZM111 137L116 138L117 144L115 143V145H114L115 140H114V138H111ZM225 137L223 138L222 141L227 139ZM108 139L110 140L109 142H111L112 139L114 141L112 140L113 142H111L108 145V144H106V143H108ZM106 140H107V142H106ZM218 140H219V142H218ZM104 141L106 142V143H104V147H107V146L109 147L111 145L110 146L111 148L114 147V149H115V147H116V149L117 150L119 149V151L123 150V151H121L122 156L120 154H118L119 151L116 152L118 155H120L121 161L119 160V156L117 157V155H115V156L118 159L117 160H116V158L113 159V157H114L113 152H115L117 150L112 149V152H111L110 151L111 149H109L108 147H107L108 149H105V150L110 151V153L108 152L109 153L108 158L110 159L109 156H111V159L113 160V162L109 161V163H108L105 160V162L108 163V164H105V163H103V160L100 159L101 161H99V158H102V157L104 158V156L106 154L104 150H103V153H105V154L103 155V153H101L102 147H100V146H103L101 144ZM224 142L226 143V141H224ZM75 143H76V145H75ZM73 144L75 145V147ZM87 144L88 145L92 144V145H94V147L92 145L90 147H88ZM105 144L107 146H105ZM118 144H119V146H118L119 148H117V146H116ZM121 144L123 146L122 147L123 149L121 148ZM80 145L81 146L85 145V147H80L81 148V150H80V148L78 147ZM70 146L72 148L74 147L73 149H74L75 153L77 152L76 153L77 155L75 153H70L71 152L70 149L72 150V152H74ZM126 146H127V144H126ZM86 147H88V148H86ZM99 147L101 148V150L99 149ZM178 147H179L180 151L182 149L183 150L186 149V152H188L187 150H189L188 153H185V151H183V154L185 157H187V156L188 157L189 156L194 157L195 156L194 158L202 157L203 155H206V152L209 153L210 150L211 151L215 150V151H213V154H210L208 156L206 155V157H207L206 160L208 159V162L213 163V165L212 164H210V165H212L214 167V169H216L215 171H218V172H216V173L213 172L212 171L213 167H212V168H210V170L214 174L213 175L211 173L213 178L211 175L208 174L210 172L207 173V171H206L207 175L210 176L209 178L205 175L206 179H203V180H202V178L201 179L198 178V176H197V179L195 177H194V179L192 177H191L192 179H190V178H187V176H189V175H187V172H186V176L182 175V172L185 174V172H184L185 170L181 171L180 167L176 166L174 168L175 165H172V167H173V169H172V167L169 168V164L168 165L161 164L162 161H164L163 160L164 157L169 156L170 153L176 152L175 149L176 148L178 149ZM75 148L80 150V152L82 154L78 150L76 151ZM83 148H85V149H83ZM98 150H96V151H98ZM132 150H130V151H132ZM67 151H70L69 154L65 153ZM99 151H98V153H99ZM61 152H62V156L60 155ZM98 153H97V155H99ZM63 154L66 155L67 158H64ZM78 154H79V156H78ZM110 154H113V156ZM71 155H74V156H71ZM101 155H103V156H101ZM57 156H60V159ZM72 157H73L74 161L71 160ZM74 157H75V159H74ZM105 157H107V156H105ZM153 157L158 158V161H160V162L154 161L153 166H154V163L156 162L157 164H159V163L161 164V165L160 164L158 165L160 167H162L164 165V168H160L158 166H155V167L151 166L152 161L154 160ZM108 158H107V160H108ZM151 158L153 160H151ZM165 159H167V157ZM56 160L59 163H56ZM65 160L67 162L64 163ZM60 161L64 164L62 165V163H60ZM68 161H70L69 164H68ZM110 162H111V164H110ZM137 162H138V165L136 164ZM203 162L205 163L204 160L201 163H203ZM81 163L84 164L82 161H81ZM148 163H149V165H147ZM201 163H200V165H201ZM58 164L61 166H59ZM92 164H94L95 167H92ZM141 164H142V166H141ZM144 164H146V165H144ZM207 164L209 165V163H207V161H206V167L208 166ZM179 166L182 167V165H179ZM66 168H65V170H66ZM75 168H76V166H75ZM224 169L225 170L230 169V171L227 172ZM210 170L208 169V171H210ZM61 171H62V169L60 168L59 175L62 173ZM70 171H73V169L71 168ZM93 171L95 173H93ZM223 171H225V172H223ZM66 172H68V171H66ZM230 172L231 173L233 172L234 175H232ZM56 173H54V174H56ZM227 174H229V175L231 174V175L226 176ZM44 175H46V177H44ZM61 175L63 176V174H61ZM68 175L69 174H67V177H68ZM215 175H217V176L215 177ZM47 176H48V178H47ZM49 176H51L52 178ZM64 176L66 177L65 174H64ZM64 176L62 177V179L60 178L61 176L60 177L58 176L57 181L58 182L62 181V183L64 184V182H65V181L63 182V180L65 178ZM194 176H196V175H194ZM59 178L61 181L58 180ZM84 178H85V180H84ZM223 178H225V179H223ZM47 179L49 181L51 180L50 185H49ZM208 180H210L212 182H210ZM35 181L34 182L32 181L33 183L32 182L31 183L33 185H37L38 183L36 182L37 184H35ZM69 181H70V179H69ZM55 183H56V181H55ZM32 184L29 183V185L27 187H29L30 185L32 186ZM53 184L51 185L50 188L54 187ZM58 184H57V186H58ZM76 184H77V186H76ZM60 185H61V183H60ZM66 185L67 184H65V187H67ZM234 185H235V187H232ZM57 186L55 185V187H57ZM34 187H37V186H34ZM60 187L58 188L59 191H60ZM68 187L66 188V190L68 189ZM43 188H45V187H43ZM25 189H27V188H25ZM54 189L52 188L51 190H54ZM45 191H46V188H45ZM46 192H49V191H46ZM49 194H48V196H49ZM7 195H9V196H7ZM59 195L60 194L58 193V196ZM63 195H64V192H63ZM58 196L56 195V197H58ZM61 196H62V194H61ZM61 196H59V197H61ZM5 197L6 198L8 197L7 200L9 199L7 202L10 203L8 206L10 209L7 207L8 204H6V201H4V200H6ZM18 197H19V195L16 198L18 199ZM56 197H55V199L57 200ZM261 197H263V196L261 195ZM13 198H15V197H13ZM48 198H50V197H48ZM59 199H61V198H59ZM42 200H43V196H42ZM56 200L53 203H56ZM260 202H261V200H260ZM253 203H255V210H253L254 209ZM251 206H252V209L250 208ZM54 207L52 206V208H54ZM49 208H51V207L49 206ZM260 208L258 210H260ZM263 209H264V207H263ZM261 210H262V208H261ZM31 212H33V211L31 210ZM44 214H43V217H44ZM52 214H54V215H52ZM16 215H18V216H16ZM33 215H35L34 212H33ZM33 215H32V217H33ZM37 216L35 218H37ZM45 216H46V214H45ZM19 219H20V217H19ZM259 219H261V218H259ZM32 224H34V223H32ZM32 224H31V227L33 226ZM260 224H262V223H260ZM251 226H252V228H251ZM258 226H260V225H258ZM104 227H105V229H104ZM254 227H256V229H257L256 232H254L255 231ZM41 228H43V227H41ZM249 228L254 229V230L250 231ZM263 230H264V228H263ZM32 233H33V231H32ZM95 233H96L97 237H95V239H94L93 235L96 236ZM249 233H250V235H249ZM251 233H253V234H251ZM258 233H260L261 235ZM254 234L256 236H258V238H257L258 240L256 239V237L254 238V236H253ZM23 235H26V234L24 233ZM251 235H252V239L253 240L256 239L257 242H259L261 239H263V240L260 241V243L256 242L257 244L256 243L253 244V242H255V241L250 240L251 241L250 245H252L251 247H253L255 245L254 246L255 249L252 250V252H250L251 250L248 251V249H247V251H248L247 252L245 249L248 248L249 243L243 244L241 242L249 239L250 238L249 236H251ZM103 236L104 237L108 236V238L110 237V239H108L106 237L108 240H106V243H105L104 241L106 238H103ZM89 237L93 238L96 243L92 244L93 241L91 242L92 239ZM16 239H15V241H16ZM37 239L38 240L41 239V240L38 241ZM100 239H103V240H100ZM97 240L101 246L103 245V244H101V242L103 241L104 245L101 248H100V245L98 244ZM118 240H120V241H118ZM18 241H20V240H18ZM18 241H16V242H18ZM36 241H38L39 244H37ZM120 242L123 243L121 246H119ZM261 242H262V244H261ZM13 243H14V241H13ZM34 243H31V245H33ZM116 243H119V244H116ZM7 244H8V246H7ZM15 244L16 243H14V245L13 244L12 245L15 246ZM38 245H40L42 247H40V246L38 247ZM6 246H7V248H10V249H7ZM115 247H114V249H115ZM122 248H125V247L122 246ZM126 248H129V247L126 246ZM12 249H13V247H12ZM17 249H19V248H17ZM91 249H92V247H91ZM83 250H84V252H83ZM132 250H131V252H132ZM241 250H244V251H241ZM9 252H10V254H9ZM43 252H45V253H43ZM97 252H99V251H97ZM246 252L249 253V256H247V257L246 256L240 257V254H237V253H241V255H243ZM111 253H113V252H111ZM44 254H45V259H44ZM46 254L48 255L49 258L48 257L46 258ZM148 254H147L146 258L150 259V261H152V258L154 260L153 255L148 257ZM8 255L11 257V260H12V258L14 260L10 261L8 259L10 257H7ZM27 255H28V253H27ZM88 255H90V257H88ZM108 255L110 256V254H108ZM108 255L106 257H108L109 259H107L105 257L107 260H111L112 258L114 259V257H115V254H114V256L111 255V257H109ZM104 256H105V253H104ZM21 257H22V255H21ZM121 257H119V258H121ZM141 257H140V260L141 259L143 260L145 258V257L144 258H141ZM6 258L8 259L9 263H8V261H6ZM86 258H89V259H87V261H86ZM102 258L104 259L103 260V262H104L105 258L104 257H102ZM115 258H117V257H115ZM119 258H117V259H119ZM34 259L37 261H35ZM136 259H137V257H136ZM147 259H144V261H147ZM215 259L219 262L218 263L214 262V261H216ZM130 260H131V258H130ZM261 260H264V259H261ZM28 261H26V264L27 263L30 264V262H28ZM133 261H134V259H133ZM137 261H138V259H137ZM144 261L138 262V264H141V263L144 264L143 263ZM150 261L148 260L146 262V264L148 262L151 263ZM16 262L18 263V261H16ZM97 262H99V260ZM97 262H96V264H97ZM106 262L108 263V261H106ZM122 262H123V260H121V264H122ZM154 262H153L154 264L157 263L155 260H154ZM159 262H162V263H159ZM116 263L118 264V262H116ZM209 263H207V264H209ZM101 264H103V263H101ZM108 264H110V263H108ZM130 264H132V262ZM255 264H257V263H255ZM260 264H264V263H260Z\"/></svg>", "mask_w": 264, "mask_h": 264}, {"label": "rangeland", "instance_id": "obj_2", "mask_svg": "<svg viewBox=\"0 0 264 264\" xmlns=\"http://www.w3.org/2000/svg\"><path fill=\"white\" fill-rule=\"evenodd\" d=\"M37 1H38V2H37ZM40 1H42V0H40ZM52 1H53L54 4H52ZM52 1L49 0V1H47V5H42V6H47V7H48V5H49L50 8H51V4H52V6H56V4L59 3V2H58V3L56 2L57 0H52ZM54 1H55V2H54ZM63 1H64V2H63ZM63 1L60 0V4H58V5L60 6V5L62 4V2L65 3V4H66V2H67V6H69V8H71V7H73V6H74V7H77V6H78V7H79V8H77V9H78V12L75 10V8H72V9H74L75 11H74V10H70V9L68 8V10H67V9L60 10V11H64V12H62V14H61L60 12L56 14L57 11L54 10V11H53V14H55V15H52V8L50 9V8L48 7V8H49V9H48V8H46V7H45V8L43 7L44 10H45V9L49 10V12L51 13V16H53V17H51V16H49L50 13H49L47 10H46L47 12H45V11L40 12V10L42 9V7H40V6H41V3L43 2L44 4H46V0H43V1L40 2V3H39V0H28L27 2L30 3V6H32V8H34V9H33L34 17L31 18L32 15H33V13L31 12V11H32V8H31V11L29 12V13H31L30 15H29V13H28L27 15L24 16L25 18H22V17H21V18L23 19V21H22V19H21L22 22L19 20V21H17V22H14V23H13L14 25H13V24L10 25V27H11V26L13 27L12 29L9 30V32L11 33V35H10V33H7L8 35L6 36V34H4V33L2 34V33L0 32V33L3 35V36H2V35L0 34V37H1V38H0V42H1L0 45L3 44V45L0 46V47H3V46L5 45V46H4V50L6 49V51H4V52H5L6 54L8 53V54L10 55V56H9V55L7 54V55H8V56H7V55L4 53V56L7 57V58L5 57L6 60H4L5 58L2 57V58H3V59H2V58L0 57V59H1V61H0V63H1L0 66H1V67H0V68L3 67V68H5V70H6V69L9 70V71H8V70H6V71H5V70H0V74H1V75H0V84H2V85L5 86V87H4V86L1 85V88H3V87L6 88L7 86L9 87V85H10L11 89H13V88H15V89H13V90H16V89H17L15 92L19 91L20 93L23 94V92H24V94H25V91H26V90H29V91H30V90L32 89V88H31V87H32V86H31V85H32L31 82H33V79L35 80V76H37L38 78H40L39 81H42V83H44V84L47 85L48 83L45 82V81H49V80H48L45 76H47L48 74L50 75L51 73H53V74H51V75L54 76V77H56L55 74H60L61 71H60V73H56V72H55V71H56L55 69H56L57 67L59 68L61 64H67V63H65V61L68 62V59H66V58H69V62H71V64H70V63H68V64H69V66H70V65H72V63H74V62H72V61H75V59H77V58L80 56V55H79V54H80V51H81V53H84L82 50H80L81 47H82V49H83V48H85V46H87V45H88V47H89L90 44H91V48L94 46L93 43L95 44V42H93L94 40H93L92 37H91V36L93 35V30L91 31V35H90V33H89V35H90L91 38L88 37V35H86V34L88 33V31L86 32V25H87L88 23H91V24L93 23V24H94V22L92 21L93 18H94V19L96 18V20H98V18H101V17H98V13H99V15H101V14L103 13V14H102V18L104 17L103 15L107 16V17H106V20H104L105 17L103 18V20L106 21V22L104 23V22L102 21V18H101V19H99V20H101V21H100V22L98 21V22H97L98 24H94V25H101L100 23H102V24H104V25H101V26H100V27H102V26H105L106 23H107V24H110V23H108V22H113L112 24L114 25V27H115V26H118V27L120 28V27H121L120 25H122V26H123V29L126 28V30L124 31L125 33L122 32V33L118 36V39L123 38V40H126L125 38L128 37V38H130V40L133 39L134 43H135V41L138 42L137 40H140L139 43H138L139 45H140V44L142 45V43H144V42H145L144 40L146 39L145 37H142V35H139V34H141V32H142V34H143V32H145V33L143 34V36H144L145 34L147 35V33H148L150 36L154 37L153 40H156V39H158V37H159V38H160V37L164 38V37H163V36H164V33H165V35H167V33L170 32L169 29L172 30V34H173V35L175 34V36H177V35L179 36V38H178V37L175 38V40L178 39L177 41H178L179 43H182V42H180V41L184 40V38H185V40H184L185 42L183 41V42H184V43H182L183 45L180 46V47H182V49L179 48V51L186 49V51L188 52V51H189L188 48H189V49H190L189 53H191L192 55H191V54H187L186 56H187V57H190V60H191L192 57H193V54H194V56H196V54L198 53V55L201 54L202 57H203V56L205 57V55H206V57H207V55H211V52H210V51H212V50L214 51V49H217V46H219V48H220V46H221V43H220V42H222V40H224L223 42H224L225 44H226V42H228V41L230 40V39L227 37V36H229V35H232V34H233L231 37L229 36V37L231 38L230 41H232V39H233L234 41H235V40H236V41L239 40V38L241 39L245 34H248V32L245 33V29H244V28L247 27L246 29L250 30V29H249L250 27L248 28V26L252 25V24H250V25L246 26V25H247V22L249 21V20L247 21L246 18H247V19H250V15H251V18L254 20L257 16L259 17V15H262V12H261V14H259V13H260V11H261L262 9H264V8H263V4H264V1H263V0H257V1H259V5H256V3H257L256 0H253V1H252V0H251V1H250V0H249V1L246 0L248 3H250V4H247V5H249V6L253 5V6H251V8H250L249 6L245 7L246 4L243 5V6L246 8V11H249V8H250V13H252V14H249V13L247 12L249 15H247L245 11H244V12L242 11L243 9L245 10V8H241V7H240L243 3H247L245 0H242V1H241V0H234V2H233V0H232V1H231V0H227V1H226V0H221L222 2H219V1H220V0H219L218 2H219L221 5L217 2V0H215V2H214V0H198L199 2H198V1H195V0H193L194 2H193L192 0H188V1H187V0H186V1H185V0H178V1H177V0H168V2H167V0H166V1H165V0H162L163 2L160 1V0H155V1H154V0H150L149 2H147V0H129V2H128V0H126V1H125V0H111V1H109V3H108V0H106L107 2H105V0H104L103 2H105V3H103L101 0H88L90 3L87 2L86 0H80L81 2H78V0H73V1L70 0V3L68 2L69 0H63ZM65 1H66V2H65ZM74 1H75L76 3H74ZM95 1H96V2L98 1L99 3H98V2L96 3ZM116 1H118V2H116ZM121 1H122V2H121ZM123 1H125V2H123ZM156 1H158V2L156 3ZM159 1H160V2H159ZM179 1H180V2H179ZM191 1H192V2H191ZM201 1H202V2H201ZM203 1H204V2H203ZM228 1H229L230 4L228 3ZM237 1H239V2H237ZM244 1H245V2H244ZM260 1H262L263 3H261ZM35 2H36V3H35ZM50 2H51V3H50ZM71 2H72V4H74V5H72ZM85 2H86V3H85ZM94 2H95V3H94ZM100 2H101L102 4H101ZM120 2H121V3H120ZM131 2H132V3H131ZM150 2H151V4H153V6H151ZM152 2H153V3H152ZM154 2L156 3L155 5H154ZM166 2H167V4H166ZM181 2H182L183 4H181ZM187 2H188V3H187ZM200 2H201V3H200ZM240 2H241V4H240ZM29 3H27L28 6H29ZM37 3H38V5H36ZM43 3H42V4H43ZM79 3H82V5H83V3H84L83 6H85V7L88 9V10H86V12H85L86 15L84 14L85 16H82V15H83V12L85 11V8H84V11L82 12V14L79 13L80 11H82V9L79 10V9H80V6H79L80 4H79ZM93 3H94V4H93ZM114 3H115V4H114ZM118 3H119V5H117ZM144 3H145V4L148 3V4H147L148 6L146 5L145 8L143 7V4H144ZM163 3H164V4H163ZM171 3H173V4H175V5L173 6V4H171ZM189 3H190V4H189ZM194 3H195V4H194ZM197 3H198V5H197ZM208 3H209V4L211 3L210 6L213 5V6L211 7V8H212V11H211V12H212L213 17L215 16L214 13L217 14V11H218V13L220 14V12L223 13V12H226V11L228 10L230 16H229V14L227 15V13H225V15L223 14V15L225 16V17L223 16V20H222V13H221V17H219L220 15H219V16L217 15V16L220 18L219 20H221V21L218 20V22L223 26V27H222V28H223L222 30H221V27H220L221 25H220V24H219V27H216L218 30L215 29V28L213 29V28H211V27L208 28V26L204 27L205 25L210 24L212 20H214L212 17L209 16V15H211V12H209L211 8L208 6V5H209ZM213 3H216V4H213ZM224 3H225V4H224ZM234 3H236V4L234 5ZM238 3H239L240 5H239ZM253 3H254L255 5H254ZM260 3H261V4H260ZM70 4H71V5H70ZM76 4H79V5H76ZM89 4H90V6H89ZM92 4H93V5H92ZM97 4H98V6H97ZM112 4H113V5H112ZM124 4H125V5H124ZM126 4H128V6H127ZM168 4H169V5H168ZM170 4H171V5H170ZM180 4H181V5H180ZM187 4H188V5H187ZM204 4H206V5L204 6ZM207 4H208V5H207ZM257 4H258V3H257ZM58 5H57V6H58ZM75 5H76V6H75ZM86 5H87V6H86ZM95 5H96V6H95ZM99 5H100L101 7H100ZM104 5H105V7H104ZM106 5H107V6H106ZM116 5H117V6H116ZM162 5H163V6H162ZM164 5H166V7H164ZM182 5H183V6H182ZM200 5H201V6L203 5V6L200 8ZM215 5H216V6H215ZM224 5H225V6H224ZM226 5H227V6H226ZM229 5L231 6V8L229 7ZM238 5H239V6H238ZM261 5H262V6H261ZM33 6H34V7H33ZM57 6H56V9L59 8V7H57ZM67 6H66V8H67ZM70 6H71V7H70ZM83 6H81V8H83ZM92 6H93L94 8H93ZM109 6H110V8H109ZM113 6H114V7H113ZM125 6H126V7H125ZM131 6H132V7H131ZM133 6H134V7H133ZM144 6H145V5H144ZM150 6H151V9H150V11H149ZM185 6H186V7H185ZM194 6H196V7H194ZM207 6H208L209 8H208ZM232 6H234V7H232ZM236 6H238L239 9H236V8H235ZM243 6H242V7H243ZM257 6H258V8H262V9H261V10H260V9H256V10H258L257 13H256V12L253 13V12L255 11V8H256ZM35 7H38V9H36ZM63 7H65L64 4H63ZM91 7H92L94 10H93ZM95 7H96V8H95ZM107 7H108V8H107ZM112 7H113L114 10L116 9V11H112V10H113ZM116 7H117V8H116ZM123 7H125L124 10L127 9V8H128V10H129V9H133L134 11L132 10V12H134V14L132 13V15H131V13H130L131 16H130V15H126V16H125V14H128L129 12L125 10V11L127 12V13H125V11L123 10ZM142 7H143V8H142ZM147 7H148V10H146ZM156 7H158V8H156ZM160 7H163V8L161 9ZM168 7H169V8H168ZM180 7H181V8H180ZM182 7H183V9H182ZM188 7L191 8V9H189ZM219 7H221V9H220ZM225 7L227 8L226 11L223 10V9H225ZM228 7H229V9H228ZM28 8H29V7H28ZM53 8H54V7H53ZM60 8H61V6H60ZM98 8H99V9H98ZM134 8H135V9H134ZM166 8H167V9H166ZM171 8L174 9V11H173ZM186 8H187V9H186ZM197 8H198L199 12L196 11ZM205 8H206V9H205ZM216 8H219V9H216ZM234 8L237 10L236 14H238L239 17L235 14V11H236V10L234 11ZM240 8H241L242 10H241ZM247 8H248V10H247ZM62 9H63V8H62ZM89 9H90V10H89ZM97 9H98L100 12H99ZM100 9H101V10H100ZM106 9H108V10L106 11ZM109 9H110V10H109ZM120 9H121V11H124V13H125V14H124L125 17L123 16V18H122V14H123V12H121V14H120V12L118 11V13H117V10H120ZM142 9L145 10V11H143ZM152 9L155 10V11L153 10V13H155L157 16H155V14H152V13H151V12H152ZM175 9H176V10H175ZM185 9H186V10H185ZM202 9H203V10H202ZM208 9H209V11H208ZM231 9L233 10L232 13H230V12H231ZM252 9H254L253 12H251ZM29 10H30V8H29ZM42 10H43V9H42ZM42 10H41V11H42ZM140 10H141L143 13H142ZM168 10H169L170 12H169ZM213 10H214V13H213ZM215 10H216V11H215ZM219 10H220V12H219ZM222 10H223V11H222ZM238 10L241 11L240 14H239ZM259 10H260V11H259ZM35 11H36V12H35ZM38 11H39L40 13H42V14H40ZM68 11H69V12L71 11L70 13L74 15V17H75L74 22H75V21L77 22V21L79 20V18L82 16V18H80V20H79V23H77V24H76V23H73V22H72V23H69V22L72 21L70 17H69L70 19L68 20V23H69V25H70V24H75V25L80 24L81 27H84V28H85V29H84V30H85L84 33H81V31L78 30V32L75 33L76 35H75L74 33H73L74 35L69 34L70 32H72V31H71L72 29L69 28L68 25H67V26H63V25H62V24H64L63 21H65V20H63V19H65V18L68 19V18H67V17H68L67 14L69 13ZM73 11L76 12L75 14H77L78 19H77L76 15L74 14ZM103 11H104V12H103ZM110 11H111V12H110ZM137 11H138V12H137ZM157 11H160V12H157ZM161 11H163V12H161ZM165 11H166V12H165ZM190 11H191V12H190ZM192 11H195V12H192ZM201 11H202V12H201ZM203 11H205V12H203ZM66 12H67V13H66ZM109 12H110L111 14H110ZM114 12H116V13L119 15V17H120L121 19H123V20L121 21V19H120L119 17H117L118 15H115ZM139 12H140V13H139ZM149 12H150V13H149ZM171 12H173V13H171ZM180 12H181V13H180ZM187 12H188V13H187ZM196 12L199 13V14H197ZM258 12H259V13H258ZM36 13H38L39 16H35ZM44 13H46L47 16H46V14H44ZM65 13H66V14H65ZM70 13H69V15H71ZM78 13H79V15H78ZM87 13L90 14L89 17H87V16H88ZM94 13H97V14H96V17H93V16H92V19L90 20V21H91V22H90L88 18H91V14L95 15ZM113 13H114V14H113ZM159 13H160V16H158ZM169 13H171V14H169ZM177 13H178V14H177ZM208 13H210V14H208ZM244 13H245V14H244ZM63 14H64L66 17H65ZM80 14H81V16H80ZM107 14H109V15H107ZM138 14H139V15H138ZM141 14H143L144 16H143V15L141 16ZM187 14H189L190 16H192V17H194V18L189 17V15H187ZM202 14L205 15L207 18H206L205 16H203ZM232 14H233V15H232ZM234 14L237 16V18H236V16H235ZM242 14L244 15V17L242 16ZM254 14H255V16H254ZM257 14H258V15H257ZM28 15H29V16H28ZM40 15H41V16H40ZM57 15H58V16H57ZM61 15H62V17L60 18ZM73 15H71V16L73 17ZM120 15H121V16H120ZM149 15H152V17L150 16L151 18H149V17H148ZM161 15H162V16H161ZM164 15H165V16H164ZM172 15H173L174 17H173ZM175 15H176V16H175ZM184 15H185V18H184ZM199 15H200V16H199ZM226 15H227V16H226ZM240 15H241V16H240ZM245 15H246V17H245ZM252 15H253V16H252ZM79 16H80V17H79ZM110 16H111V17H110ZM113 16H116V19H115V17H113ZM129 16H130V18H129ZM163 16H164V17H163ZM179 16H180V17H179ZM181 16H182V17H181ZM198 16H199V17H198ZM232 16H233L234 18H232ZM247 16H249V18H248ZM29 17H30V18H29ZM38 17H39V18H38ZM40 17H41V18H40ZM47 17H49V18L47 19ZM50 17H51V18H50ZM74 17H73V19H74ZM86 17H87L88 20L85 19ZM126 17H127V18H126ZM137 17H138V18H137ZM140 17H141V18H140ZM153 17H154V18H153ZM155 17H156V18H155ZM167 17H168V18H167ZM172 17H173V18H172ZM177 17H178V18H177ZM201 17H204V18L202 19ZM253 17H254V18H253ZM258 17H257V18H258ZM262 17H263V16H262ZM34 18H35V19H34ZM36 18L38 19V21H40V22H39V25H40V26L38 25V22H37V19H36ZM55 18H56V19L58 18L59 20H56V22H53V21L55 20ZM117 18H119V19H117ZM143 18H144V20H143ZM158 18L161 19V20H159ZM165 18H166V19H165ZM169 18H170V22H171V23H168ZM171 18H172V19H171ZM176 18H177V19H176ZM183 18H184V19H183ZM196 18H197V19L201 18V19H199V20H201V21H200V24L197 23L198 21L192 20V19H196ZM214 18H215V17H214ZM224 18H225V19L227 18V19H230V20L228 21V20H225ZM238 18H240V19H239L240 21H241V18H243L242 20L245 19L247 22L244 20L243 24L241 23V24H239V25H241V26H239V25H237V23L240 22V21L238 20ZM25 19H26V20H25ZM27 19H29V20H31V21H29V20L27 21ZM39 19H43V20L45 19V21H43V20L41 21V20H39ZM49 19H50V22H48V23H50V24L47 23V21H49ZM60 19H61V20H60ZM83 19H85L84 21H86V24H83V23H85L84 21L82 22ZM111 19H114V20H111ZM139 19H140V20H139ZM148 19L151 20V23H150L151 25L147 23L148 25H145V24H144V25L146 26V27H145V26L143 25V23H144L145 20H148ZM156 19L159 20V21H157ZM164 19H165V20H164ZM167 19H168V20H167ZM174 19H175V20H174ZM181 19H182V20H181ZM205 19H206V21H205ZM234 19H235V21H234ZM259 19H260V17H259ZM24 20L28 23V26H26V25H27L26 22H25V26H22V25H24V24H23ZM32 20L34 21L33 23H31V24H33V26H32L31 24H29L30 22H32ZM35 20H36V23H35ZM62 20H63V21H62ZM70 20H71V21H70ZM108 20H109V21H108ZM125 20H126V21L128 20L129 22H128V21L126 22ZM136 20H137V21H136ZM141 20H142V21H141ZM154 20H155V21H154ZM163 20H164V21H163ZM166 20H167V22H166ZM172 20H174V21H172ZM179 20H180L182 23H181ZM187 20H188V21L190 20V22L187 23ZM263 20H264V17H263L262 21H263ZM57 21H61V22H57ZM66 21H67V20H66ZM107 21H108V22H107ZM114 21H115V22H114ZM123 21H124V22H123ZM160 21H161V22H160ZM162 21H163V22H162ZM202 21H203V22H202ZM222 21H223V22H222ZM225 21H227V22H225ZM230 21H231V22H230ZM237 21H238V22H237ZM250 21H252V20L250 19ZM250 21L248 22V24L250 23ZM20 22L22 23V25H19V24H21ZM44 22H45V23H44ZM51 22H52L53 24H51ZM130 22H131V23H130ZM145 22H146V21H145ZM149 22H150V21H149ZM152 22H153V23L155 22V23L153 24ZM156 22H158L159 25H158ZM172 22H173V23H172ZM177 22L180 23V24H179L180 26L178 25ZM194 22H196L198 25L195 24ZM204 22H206L207 24H206V23L204 24ZM224 22H225V23H224ZM18 23H19V24H18ZM41 23H43V24H41ZM54 23H55V24H56V23H60L61 25H60L59 28H60L61 30H60L59 28L57 29V27H58L59 25H57V27H56V25H54ZM65 23H67V22H65ZM114 23H116V25H115ZM119 23H120V24H119ZM123 23L126 24L127 26H126V25L124 26ZM132 23H134V25H133ZM135 23H136V24L138 23V27H137V25L135 26ZM141 23H142V24H141ZM174 23H175V24H174ZM223 23H224V24L227 23V24H226L227 26L224 25ZM234 23H235V24H234ZM245 23H246V25H245ZM36 24H37V25H36ZM44 24H46V25H44ZM81 24H82V25H81ZM112 24L110 25V27H109V26H106V29H104V31L107 30V32H105V34L102 33V32H100V31L103 30V29L100 30V27H97V26H95V27H97V29L99 28L100 31L95 30V29H94V31L97 32V33L99 32V33H100L99 36H101V37H102V36L105 37V35H107V33H109L108 36H110V35H111L110 32H112V31H111L110 29H108L107 27L111 28V27L113 26ZM117 24H118V25H117ZM129 24H130V25H129ZM131 24L134 26V28H137V29L134 30V31H136V32L133 31L134 28H133V26H132ZM139 24H140V25H139ZM156 24H157V26H159V27H157ZM166 24H167V26H168L169 24H171V25L167 27ZM176 24H177V25H176ZM188 24H189V25H188ZM194 24H195V25H194ZM203 24H204V25H203ZM231 24H232V26H233L232 28H231V26H230ZM17 25H18L19 27H18ZM42 25L45 26V27H43ZM52 25H53L54 27H53ZM75 25H73V26H75ZM94 25H92L93 28H95ZM128 25L132 28L131 30H127V28H129ZM141 25L144 26V27H142ZM173 25H174V26H173ZM196 25H197L198 27H197ZM202 25H203V26H202ZM234 25H237V27L234 26ZM243 25H245V26H243ZM21 26H22L23 29L21 28ZM49 26H52L53 28L56 27V28H55L56 33H55L54 29H52V28L49 27ZM61 26H62V28H61ZM73 26L71 25L72 28H73ZM148 26H150V27H148ZM194 26H195V29H194ZM225 26H226V27H225ZM229 26H230V27H229ZM242 26H243L244 28H243ZM15 27H16V29H17V28H20V29H17V30H16ZM40 27H43V29H40ZM81 27L77 26V27H75V29H76V28H81ZM88 27H89V24H88ZM90 27H91V26H90ZM124 27H125V28H124ZM147 27H148L149 29H148ZM155 27H156V29H155ZM170 27H171L172 29H171ZM174 27H177V28H178L177 30H179L181 27H183V30H182V28H181V30H182L181 32H182V33L179 32L180 30L178 31L179 34L181 35V37L184 36V35H183V31H184V33H185V31H186L185 34H187V33H188V30H187V29H190V30H189V33H190V31H192V32L190 33V35H195V36H196L197 34H198V35L202 34V37L205 36L203 39L206 38V40H207V37H208V38H209V41H208V42L205 41V43H204V41H203V42H202L203 44H202V43H201L202 38H201V41H199V42H198V41L193 42V43L191 42L192 45H193V44H194V45H193V46L190 45V46L192 47V48H190V46H189L190 41H189V44H186V40H187V38H188V37H186V36H187L189 33H188L187 35H185L184 38H181V39H182V40H181V39H180V35H179V34H176V33H178V32H176L177 30H176ZM187 27H188V28H187ZM201 27H203V28L206 29V30H204V29L201 28ZM227 27H228L229 29L231 28L232 31H234V32L231 33V29H230V31H228L229 29H228ZM234 27H236V28H234ZM239 27H240V28H239ZM241 27L243 28L245 34H243V30L241 29ZM44 28H45V30H44ZM46 28H47L48 31H46ZM93 28H91V29H93ZM103 28H105V27H103ZM115 28H117V27H115ZM121 28H122V27H121ZM139 28H143V30H142V29H139ZM151 28H152V29H151ZM184 28H186V29L184 30ZM191 28H193V29H191ZM199 28H200L201 31H202V29H203V32H204L205 35H204L200 30L198 31ZM225 28L227 29V31H226ZM237 28H239V29H237ZM13 29L15 30V34L13 33L14 31H11V30H13ZM24 29H25V30H24ZM49 29H50V30H49ZM89 29H90V28H89ZM89 29H88V30H89ZM129 29H130V28H129ZM144 29H145V30H144ZM208 29H209V31H210L211 33L208 31ZM224 29H225V30H224ZM233 29H234V30H233ZM252 29L255 30V26L253 27V25H252ZM263 29H264V28H263ZM18 30H19V31H18ZM41 30H44V31H43L44 33L47 32L46 34L49 35V36H50V34L52 33V34H53V39H54V34H55V35L57 34V36H55V39H58L59 42H58L57 40H55V41L58 43V45L61 44L62 49H61V48H60V49H61L62 51H63L65 48H68V49H65V50H66V53H67V50H70V53H71V49H69V48L71 47V48L73 49V47L75 48V47L77 46V44L80 45L81 42L83 41V42H82V46L80 45L81 47L79 48V45H78L77 47H78L79 49H77L76 51L74 50V51L76 52V54H78V55L76 56V55L74 54L75 57H73V58H74V59H73L72 57H66V56H70V53H69L68 55L65 56L64 54H66V53L64 52V54H63V52H62L61 57L63 58V57L65 56V57H64L65 60H64V58H63V59H62L63 62H62V61L60 60V59H61V58H60V59H58V60H60L61 62H60V61H57L56 58H55L56 55H54V54H58V53H59V56H60V54H61V53H60L61 50L59 49L58 53H57V51L53 52V50H55V48H59V46L56 45V46H57V47H56L55 45L52 44V45L55 46V47H52L51 49H53V50L50 49L51 51H49V47H47V46H51V43H53V42H51L52 39H50V37H52V34H51L50 37L48 36V37H49V41H48V40L45 41V39H46L47 37L44 38V37L42 36V37H43V38H42V37L39 36V35H44V36H45V34H43V32H41ZM62 30H63V32H62ZM137 30H138V31H137ZM139 30H140V31H139ZM153 30H154V31H153ZM194 30H195L196 32H197V31L200 32V34H199V33H196ZM235 30H236V31H235ZM239 30H240V31H239ZM241 30H242V31H241ZM248 30H246V31H248ZM45 31H46V32H45ZM49 31H52V32H49ZM57 31H58V32L61 31L62 33L59 35V34L57 33ZM73 31H74V30H73ZM130 31H131L132 33H131ZM147 31H148V32H147ZM213 31H214L215 33H214ZM224 31L226 32L227 35H226V34H225V35L223 34ZM250 31H251V30H250ZM252 31H253V30H252ZM23 32H24V33L26 32V33L24 34V37H23ZM82 32H83V31H82ZM128 32H129L130 34H132L133 36L130 35V34H128ZM149 32H150V33H149ZM154 32H155V33H154ZM174 32H175V33H174ZM193 32H194V33H193ZM205 32H206V33H209V34L207 35ZM219 32H220V33H219ZM229 32H230V33H229ZM238 32H239V35H240V33H241L242 37H239ZM253 32H255V31H253ZM16 33H21L22 35H21V34H16ZM40 33H41V34H40ZM64 33H66V34H64ZM77 33H78V35H80V36H77ZM80 33H81V34H80ZM97 33H94V36H97L98 38H101V37H99V36L97 35ZM101 33H102V35H101ZM126 33H127V34H126ZM137 33H138V34H137ZM160 33H161V34H160ZM218 33H219V34H218ZM249 33H250V32H249ZM262 33H263V34H262ZM13 34H14L15 36H14ZM62 34H64V36H63ZM95 34H96V35H95ZM125 34H126V35H125ZM135 34H136V35H135ZM159 34H160V35H159ZM162 34H163V35H162ZM170 34H171V33H168V37H167V38H168V39H167L168 41H172V40H174V39H172V38L175 37V36H173V35L171 34L173 37H172V38H169V36H171ZM211 34H212V35L216 34V37H215V35H214V38L212 39V38H211V36H212ZM220 34H221V35H220ZM234 34H236V35H234ZM253 34H254V33H253ZM253 34H252V32L250 33L251 36H252ZM4 35H5V36H4ZM19 35H20V36H19ZM25 35H26V37H25ZM47 35H46V36H47ZM58 35H59L60 37H59ZM70 35H72V38H71ZM83 35H84L86 38L83 37ZM122 35H123V37H120V36H122ZM157 35H158V36H157ZM217 35H219V36H217ZM241 35H240V36H241ZM255 35H256V34H255ZM255 35H254V36H255ZM261 35L264 36V31L261 32ZM21 36H22V37H21ZM38 36H39V39H38V40L40 41V43H39V41H37ZM66 36H68L70 39H73L74 41H76V43H72L71 41H73V40H69V38H67ZM81 36H82L83 38H82ZM94 36H93V37H94ZM188 36H189V35H188ZM206 36H207V37H206ZM209 36H210V37H209ZM223 36H225L224 39L222 38ZM236 36H237V37H236ZM258 36H259V35H258ZM258 36H257V37H258ZM3 37H5V38L3 39ZM10 37H11V38H10ZM16 37H18V38L20 37L19 39L22 38V39L27 40V41H26L27 43H25V40H24V43H25L26 45L29 44V40H30V39H31L32 41L36 39V42H37V43H36L35 41H33V43H35L34 46L32 45V44H33L32 41H30V44H31V46L35 47V49H37L38 53H36V52H37L36 50L29 48V47H31L30 44H29L28 46H26L25 44H21V45L18 44V43H22L23 40L21 39V41H20V40H19L18 38H16ZM56 37H58V38H56ZM62 37H63V39H62ZM64 37H66V38L64 39ZM80 37H81V38H80ZM87 37H88V38H87ZM124 37H125V38H124ZM141 37H142V38H141ZM156 37H157V38H156ZM218 37H219V38H218ZM235 37H236V38H235ZM249 37H250L249 34L246 35V39L243 37L242 39H245V41L243 40V42L246 43ZM255 37H256V36H255ZM260 37H261V36H259V38H255V39H254V37L249 38L250 42H251L252 40H253V42H255L254 40H256V39L259 40V43H256V42L253 43V42H252L253 44H255V48H256V45H258V44L261 43V42H260V39L262 40V39L264 38V37H263V38H262V37L260 38ZM8 38H9V41H8ZM26 38H27V39H26ZM40 38L42 39V43L45 44V42H46V44H48V43H50V44H49V45H46V44L43 45V44H41V39H40ZM84 38H85V39H84ZM128 38H127V39H128ZM144 38H145V39H144ZM215 38H218V39L221 38V39H220V40H217V39H215ZM225 38H227V39H229V40L227 41ZM11 39H13V40H11ZM47 39H48V38H47ZM78 39H80V40H78ZM81 39H83V40H81ZM90 39H92V40H90ZM141 39H142L143 41H142ZM169 39H170V40H169ZM171 39H172V40H171ZM179 39H180V41H179ZM60 40H62V41H60ZM88 40H89V41H88ZM120 40H121V39H120ZM153 40H152V41H153ZM175 40L172 41L173 45H174V43L176 44V42H177V41L175 42ZM211 40H212V41H213V40L215 41V42L213 41V44H214V43H216V44L219 43V44H218L217 46H216V44H214V46H213V44H212V49H211V46H210V49H209V48H208V46H209L208 43H210ZM249 40H248V41H249ZM11 41H12V42H11ZM43 41H45V42H43ZM55 41H54V42H55ZM64 41H65L66 43H65ZM80 41H81V42H80ZM84 41H85V44H87V45L84 44L85 46L83 47V43H84ZM87 41H88V42H87ZM118 41H119V40H118ZM133 41H132V44H133ZM141 41H142V42H141ZM152 41H150V42H152ZM158 41H159V39H158ZM158 41L156 40V41H153L152 43L148 42V43H150V45H151L152 48L150 47V45H147V46H149V48H151V49L154 48V52L156 53V55L159 53V56H160V54L162 53V51L164 52V53H162L161 55H163V56L166 55V57H163V56H161V57H157L161 62L163 61V59H164V61H165L164 63H168V62H169L171 59H173V58H174V60H175L176 57H177L178 55H174V57H173L172 55H173V53L177 54L178 52L176 53L175 51H173V50L170 48V47H171L170 45H172V44H171L170 42H168V41H167V42H166V41H165V42H158ZM225 41H226V42H225ZM234 41H232V43H231V42H228V43L226 44V45L228 46L227 48H225V49H226V51H225L226 54H228V55H231V54H232V56H234V55L239 51V48H238V51H237L236 46H237V47H242L243 44H244L242 41H237L238 44H237L236 42H234ZM256 41H257V40H256ZM263 41H264V40H263ZM3 42H4V43H3ZM7 42H10V43H7ZM13 42H15V43H14L15 45L13 44ZM47 42H48V43H47ZM56 42H55V43H56ZM68 42H69V43H68ZM154 42H156V43L154 44ZM223 42H222V45H224ZM240 42L243 43L242 46H241V43H240ZM55 43H54V44H55ZM63 43H64V44H63ZM67 43H68V44H67ZM71 43H72V44H71ZM89 43H90V44H89ZM163 43H165L166 45L163 44ZM167 43H168V45H169L170 47L167 45ZM169 43H170V44H169ZM187 43H188V42H187ZM195 43H196V44H195ZM199 43L202 44L203 46H202V45L199 46ZM211 43H212V42H211ZM234 43H235V45H234ZM248 43H249V42H247V45L244 44L245 47L240 48L241 50H240V52H239L238 55H243L245 51L248 52L249 50H251L250 47H248V46H249ZM252 43H250V44L252 45ZM6 44H7L8 46H7ZM9 44H10V45H9ZM36 44H37V45H36ZM39 44H41V46L44 47L43 49H41V50L43 51V53H45L46 51H49V52H50L49 54H50V55L52 54L51 56L54 55V56H53L54 58L51 57V56H49V55L47 56V58H50V57H51L52 59H51V58H50V59H47V58H46V60L43 59V60H45V61H50V63H52V64L49 63V66H51V70H52V71H47V70H45V71H47L48 74H47V75L45 74V76H44L43 73H42V74H41V77H40L38 74H40L42 71L40 72V70H39V73H38V74H37V71H36V74H37V75H36L35 72H34L35 69H34V71H30V70H28V67H27V66H28L27 63H28L29 61H30V62L32 61V60H30L29 58L32 57L33 53H35V55H36V54H38V55L42 54V51L40 52V50L38 49V48H39V46H38ZM69 44H70V45H69ZM74 44H75V45H74ZM136 44H137V43H136ZM138 44H137V47H138ZM153 44H154V46H153ZM156 44H157V45H156ZM197 44H198V48L201 47L199 50H198L197 46H195V45H197ZM204 44H206V45H204ZM16 45H18V46L15 47ZM187 45H188L189 47H188ZM239 45H240V46H239ZM261 45H263L262 47H263V50H264V42H262ZM9 46H11V47H9ZM20 46H21V47H20ZM36 46H37L38 48H36ZM41 46H40V48H41ZM72 46H73V47H72ZM134 46H135V44H134ZM156 46H157V47H156ZM159 46L162 47V48H160ZM163 46H164V47H163ZM184 46H186V48H185ZM204 46H205V48H204ZM215 46H216V47H215ZM229 46H230V48H229ZM233 46H234L236 49H234ZM246 46H247V47H246ZM253 46H254V45H253ZM253 46H252V47H253ZM259 46H260V45H259ZM259 46H258V48L260 49ZM7 47H9V48H7ZM13 47H14V49H12ZM19 47H20V48H19ZM22 47H25V48L23 49ZM27 47H28V48H27ZM33 47H32V48H33ZM46 47H47L48 49H47ZM183 47H184V49H183ZM206 47H207L208 49H207ZM222 47H223V46H222ZM222 47H221L220 49H224V48H222ZM225 47H226V46H225ZM231 47H232V49H234V50H231V51H230ZM10 48H11V49H10ZM15 48H16V49H15ZM45 48H46V49H45ZM86 48H87V47H86ZM89 48H90V47H89ZM157 48H158V49H157ZM159 48H160V50H159ZM163 48H164V50H163ZM194 48H195V53H194V51H192ZM203 48H204L205 50H207V52L210 50V51L208 52L209 54H206V53H205L206 51H204ZM213 48H214V49H213ZM219 48H218V49H219ZM228 48H229V50H228ZM244 48H246V49H248V50H245ZM255 48H254L253 51L251 50L252 52L250 51V52L248 53V54H250V56H253L255 53H256V54H260V52H262V51H259L258 48H257L256 50H258L257 52H259V53H257L256 50H255ZM18 49H19V50H18ZM21 49H23V51H22ZM25 49H26V50H25ZM30 49H31V50H30ZM166 49H167V50H166ZM242 49H244V50H242ZM15 50H16V51H15ZM27 50L29 51L28 55H30V54L32 53V51H34V52L30 55V57L27 56V52H28ZM44 50H45V51H44ZM57 50H58V49H57ZM65 50H64V51H65ZM78 50H79V52H78ZM156 50H157L158 53L156 52ZM170 50H172V51H170ZM200 50H201V52H199ZM227 50H228L229 53L227 52ZM14 51H15V52H14ZM21 51H22V53H21ZM30 51H31V53H30ZM167 51H168V52H167ZM196 51H198V52H196ZM233 51H235V53H234ZM236 51H237V52H236ZM254 51H255V53L252 54ZM9 52H10V53H9ZM12 52H13L16 56H15ZM25 52H26V53H25ZM39 52H40V54H39ZM51 52H52V53H51ZM68 52H69V51H68ZM160 52H161V53H160ZM182 52H185V50L182 51ZM182 52H179V53H182ZM187 52H185V53H187ZM223 52H224V50H223ZM230 52H231V53H230ZM232 52H233V53H232ZM18 53H19V54H18ZM20 53H21V54H20ZM46 53H48V52H46ZM73 53H74V52H73ZM166 53H167V54H166ZM169 53L172 54V55H171L172 57L169 56V57H171V58H168V62H166L167 60H166L165 58H167V56L169 55ZM185 53H184V54H185ZM241 53H242V54H241ZM23 54H24V55H23ZM184 54H181V55H184ZM233 54H234V55H233ZM246 54H247V53H246ZM256 54H255V57L257 56ZM17 55H18V56H17ZM25 55L27 56V59L25 58ZM71 56H73V54H72ZM157 56H158V55H157ZM175 56H176V57H175ZM186 56H185V57H186ZM191 56H192V57H191ZM8 57H10V58L8 59ZM13 57H14V58H13ZM19 57H20V58H19ZM28 57H29V58H28ZM33 57H35V56H33ZM33 57H32V59H34ZM162 57H163V58H162ZM178 57L180 58V54H179ZM178 57H177V63H178L177 65H179V67H180V65H181V67H182L183 65L185 66L186 63L184 62V64H183L182 61H180V60H182V59H179ZM182 57H183V56H182ZM182 57H181V58H182ZM185 57H184V58H185ZM198 57L200 58V56H198ZM198 57H197V58H198ZM16 58H18V59H16ZM22 58H25V60H28V61H26L27 66H26L25 68L22 67V68L24 69V70H23V69H22V70H23L24 72L26 71V72H25V75H24L23 71H22V74H23V75L20 73V71H21V68H20V67L23 66L22 64L25 63V62H24V63L22 62V64H21V59H22ZM36 58H37V57H35V59H36ZM57 58H59V57L57 56ZM195 58H196V57H195ZM72 59H73V60H72ZM178 59H179V60H178ZM188 59H189V58H188ZM193 59H194V58H193ZM10 60H11V61H10ZM54 60H56L57 63H56V62L54 63V62H53ZM70 60H71V61H70ZM77 60H79V59H77ZM159 60H158V62H159ZM185 60H186V58H185ZM4 61L7 62V65L10 64V63L12 62V63H11L12 65H11V66L8 65L7 68H6V63H5ZM14 61H15V62H14ZM16 61L19 63V65L17 64ZM19 61H20V62H19ZM22 61H24V60H22ZM188 61H189V60H187V64H188L187 67L189 66L190 63H192V62L188 63ZM195 61H196V60H195ZM3 62H4L5 64H4ZM77 62H80V61H77ZM77 62H76V63H77ZM172 62H173V61H172ZM175 62H176V60H175ZM32 63H33V62H31L30 65H34V66L37 65V66H38V64H36V63L32 64ZM53 63H54L55 65L60 63V65H59V66L56 65V66H55L56 68H55ZM121 63H122V62H121ZM121 63H119V65H120ZM156 63H157V62H156ZM162 63H163V62H162ZM181 63H182V64H181ZM26 64H24V66H25ZM35 64H36V65H35ZM47 64H48V63H47ZM68 64H67V65H68ZM77 64H78V63H77ZM95 64H96V63H95ZM98 64H99V63H97V65H98ZM137 64H138V62H137ZM171 64H172V63H170V66H171ZM173 64H174V63H173ZM173 64H172V66H173ZM175 64H176V63H175ZM194 64H195V63L193 62L192 65L194 66ZM30 65H29V66H30ZM74 65L76 66V64H74ZM78 65H80V64H78ZM78 65H77V67H78ZM135 65H136V64H133L134 67H137V66H135ZM157 65H158V64H157ZM162 65H163V64H161V69L163 68ZM168 65H169V64H168ZM12 66H13V67H12ZM15 66H17V67L20 66V67L18 68L19 70L16 69L17 67H15ZM69 66H68V67H69ZM166 66H167V64H166ZM193 66H192V67H193ZM9 67H11V68H9ZM72 67H74V66H72ZM79 67H80V66H79ZM79 67H78V68H79ZM95 67L98 68V66H95ZM99 67H100V65H99ZM120 67H121V66H120ZM134 67H131V69H132L133 71L135 70V71L138 72V70H140V69H139V68H140L139 66H138L139 68L137 67V69L134 68ZM189 67H191V66H189ZM195 67H197V66H195ZM199 67H200V66H199ZM208 67H209V66H207V69H208ZM212 67H213V66H212ZM29 68H31V70H33V68H32L31 66H30ZM34 68H35V67H34ZM38 68H39V67H38ZM61 68H62V67H61ZM75 68H76V67H75ZM148 68H149V67H148ZM150 68H151V66H150ZM150 68H149V70H150ZM167 68H169V67H167ZM174 68H175V66H174ZM183 68H185V67H183ZM197 68H198V67H197ZM197 68H196V69H197ZM213 68H214V67H213ZM213 68H212V69H213ZM98 69H101V68H98ZM98 69H97V70H98ZM121 69H122V68H121ZM157 69H158V68H157ZM159 69H160V68H159ZM170 69H171V67H170ZM176 69H177V68H176ZM201 69H202V71H203V69H206V68H205L204 66H203V68H202V65H201ZM201 69H199V70L201 71ZM207 69L204 70V71H207ZM209 69H210V67H209ZM14 70H15V71H14ZM59 70H60V69H58V71H59ZM62 70H63V68H62ZM101 70H103L104 72L106 71L104 68L101 69ZM101 70H98V72H99V74H98V72H96V69H95V72L97 73V74H96L97 77H99L98 75L101 74V73H100ZM177 70H178V69H177ZM184 70H185V69H184ZM187 70H188V69H187ZM27 71H28V72H27ZM45 71H44V73H45ZM103 71H101V72L104 73ZM107 71H108V70H107ZM107 71H106V74H107ZM168 71H169V70H168ZM171 71H172V70H171ZM202 71H201V72H202ZM208 71H209V70H208ZM232 71H233V70L231 69L230 73H231ZM10 72H12V73H10ZM16 72H17V74H16ZM33 72H34V73H33ZM49 72H51V73H49ZM123 72H124V71H123ZM236 72H237L236 75H238L239 72H238V71H236ZM240 72L242 73V71H240ZM246 72H247V71H246ZM248 72H249V73H252V71H248ZM3 73H4V74L6 73V74L3 75ZM7 73H8V75H7ZM26 73H27L28 75H27ZM29 73H30V74H29ZM32 73H33V74H32ZM121 73H122V72H121ZM243 73H244L243 76H244V75H245V76L247 75V74H245L244 71H243ZM13 74H14V76H13ZM15 74H16V75H15ZM18 74H19V75H18ZM81 74H82V73H81ZM169 74H170V73H169ZM169 74H168V75H169ZM193 74H195V73H193ZM233 74H235V73H232V75H233ZM2 75H3V76H6V77L8 76V78H9V77H13V78H9V79H8V78H6V77H2ZM31 75H32V76L35 75V76L32 77ZM49 75H48V76H49ZM65 75H67V74H65ZM92 75H93V78H94V77H95V76H94L95 73L93 72ZM104 75H105V73H104ZM107 75H109V73H108ZM118 75H119V74H118ZM168 75H167V76H168ZM241 75H242V74H241ZM249 75H250V74H249ZM249 75H248V76H249ZM252 75H254V74L252 73ZM29 76H31V77H30V78H31L30 80H29V78H28ZM82 76H83V75H82ZM84 76H86V75H84ZM88 76H90V75H88ZM248 76H247V77H248ZM250 76H251V75H250ZM23 77H24V79H21V78H23ZM43 77H45V78L43 79ZM67 77H69V75H67ZM67 77L64 76V78H65L64 80H65V81H66V78H67ZM86 77H87V76H86ZM97 77H96V78H97ZM252 77H253V76H251V78H252ZM16 78H17V79H16ZM26 78H27V79H26ZM88 78H89V77H88ZM91 78H92V76H91ZM96 78H95V79H96ZM99 78H100V77H99ZM5 79H6V80H5ZM100 79H101V78H100ZM247 79H248V80H251L250 78H247ZM3 80H4V81H3ZM13 80H15V81H13ZM22 80H23V81H22ZM57 80H58L57 82H60V80H62V77H61L60 80H59V78H58ZM64 80H63V81H64ZM90 80H92V79H90ZM190 80H191V79H190ZM190 80H188L187 82H189ZM245 80H246V79H245ZM1 81H2V82H1ZM7 81H8L9 83H8ZM17 81H18V82H17ZM19 81H20V82H19ZM24 81H25V84L23 83ZM26 81H27V82H26ZM36 81H37V80H36ZM65 81H64V83H60V84L57 83V84H59V85H61V84H63V85H64V84H66V85H70V84H72L70 80H68V81H69V82H68L69 84H67V82H65ZM92 81H94V79H93ZM92 81H91V82H92ZM102 81H104V80H102ZM184 81H185V80H184ZM191 81H192V80H191ZM197 81H199V80H197ZM203 81H204V80L202 79V83H203ZM16 82H17V83H16ZM28 82H29V83H28ZM193 82L196 83V84H193V85H199V86H200V83H199V82L197 83L195 80H194ZM193 82H189V83H191V85H192ZM4 83H5V84H4ZM15 83H16V85H15ZM21 83H22V84H21ZM39 83H40V82H39ZM99 83H100V82H98V84H99ZM181 83H183V82H181ZM92 84H94V83L92 82ZM98 84H97V85H98ZM100 84H101V83H100ZM102 84H104V85H102ZM102 84H101V85H102L101 88L106 87V86L108 85V84H106V83H102ZM105 84H106V86H105ZM40 85H41V87L43 86L41 83H40ZM46 85H44L43 87H45ZM59 85H57V87H58ZM63 85H62V86H63ZM94 85H95V84H94ZM97 85H96V86H97ZM12 86H13V88H12ZM18 86H19V87H18ZM23 86H25V87H23ZM50 86H51V85H50ZM99 86H100V85H99ZM184 86H185V85H184ZM184 86H183V87H184ZM16 87H17V88H16ZM46 87H47V86H46ZM59 87H60V86H59ZM90 87H91V85H90ZM18 88H19V89H18ZM55 88H56V87H55ZM91 88H92V87H91ZM93 88H95V87L93 86ZM99 88H100V87H98V89H99ZM7 89H8V88H7ZM22 89H24L25 91H23ZM96 89H97V88H96ZM98 89H97V91H98ZM92 90H93V89H92ZM21 91H22V92H21ZM33 91H34V92H33ZM36 91H37L38 93H42V92H39V89H37V88H36V89H35V88L32 89V91H30V93H34V94H32V95L35 96V94L37 95ZM44 91H45V90H44ZM26 92H28V91H26ZM39 95H41V94H39ZM66 95H67V94H66ZM68 95H70V94H68ZM68 95H67V98H66V99H69V98H70V99L72 100V102H73V101H74L73 99L75 98V96H73L74 98H71L72 96L69 97ZM71 95H72V94H71ZM23 96H24V95H22V97H23ZM97 96H98V95H96L95 97H97ZM111 96H112V94H111ZM119 96H120V95H117V97H119ZM22 97H20L21 99H19V100H20V101L23 100L24 102L22 101V103L19 102V103L14 104V105H13V104H10V105L5 104V105H6V108H7L9 111H13L15 108L20 109V108L22 107V105H23V106L25 105V108L28 107V108H32V109H34L35 107H37V105L34 106V103L36 102L35 100H37L36 97H34L35 99H34L32 96H31L32 98L29 97V99H28V96H27V95H25L24 98H22ZM68 97H69V98H68ZM89 97H90V95H89ZM89 97L86 99V101H87L88 104H91V101H89L90 103L88 102ZM91 97H92V95H91ZM95 97H94V99H95ZM98 97H99V96H98ZM76 98H77V97H76ZM76 98H75V100H76ZM79 98H80V97H78V100L75 101V102H73V103H76V104H77L78 101H79ZM32 99H34V101H33ZM39 99H41V97H39L38 100H39ZM92 99H93V97H92ZM92 99H91V100H92ZM98 99H100V98H96L97 101H98ZM38 100H37V102H38ZM71 100H69V101L67 100V101L69 102V105H70V106L67 105L68 103H67V104L65 103V104H66L65 106H68V107H67L66 109H65V108H64V109L67 111L68 114H72V113H74V111H75V113H74V116H73V114H72V116H71L70 119H69L70 116H69V117L67 116L69 120H68V121L66 120L68 123H66V124L64 125L63 128H65V126H67V127L70 128V125L74 126V124H73L74 122L72 123V121H73L74 119L76 120V119L78 118L79 123H80V122H82V123H80V124H79V123H76V121H77V120H76V121H75V123H76L75 126L78 125V128H77V126H76V127H73V128H74V131H75L76 133H78L77 135H81V134H83L84 130H82V131H83V132H82L81 129H79V127H80V126L83 127L82 124H84V123H85V125L91 123V120H92L93 122H94V120L97 121V119L95 118V119L93 120L92 117H91V114H87V113H90V112L92 113V111H89L90 109L88 110V108L83 107V105L85 106L86 101H84L85 103L83 102V103H84L83 105L80 104V105H82V106H80V105H75V104H73L72 102H70ZM32 101H33V103H32ZM39 101H40V100H39ZM82 101H83V100H82ZM82 101H79V102H82ZM94 101H95V100H94ZM94 101H93V102H94ZM99 101H101V99H100ZM17 102H18V101H17ZM37 102H36V103H37ZM95 102H96V101H95ZM95 102H94V106L97 105V109H98V108L100 107V106H99L100 103L102 104V102H97V103H99V105H98V104L95 105ZM23 103H24V104H23ZM36 103H35V104H36ZM38 103H39V102H38ZM18 104H19V105H18ZM27 104H28V106H27ZM88 104H87V105H88ZM5 105H4V106H5ZM12 105H13V107H12ZM71 105H72V107H73V105H75L74 108H72ZM92 105H93V103H92ZM88 106H89V105H88ZM88 106H87V107H88ZM101 106H102V105H101ZM11 107H12V108H11ZM14 107H15V108H14ZM69 107H71L73 110H72L71 108L69 109ZM78 107H80V108H78ZM81 107H83L84 109H82ZM89 107H90V106H89ZM91 107H92V106H91ZM91 107H90V108H91ZM1 108H2V107H1ZM6 108L3 107L2 109H6ZM9 108H10V109H9ZM47 108H48V107H47ZM47 108H46L45 110H44V108H41L40 111L38 110V112H40V114L42 113L41 115H43L44 113L41 112V110L43 109L44 112H45L46 110H48ZM75 108H78V110H75ZM92 108H93V107H92ZM17 109L14 110V112H15V111H18ZM22 109H23V107H22L19 111H21ZM67 109H68V110H67ZM80 109H81V110H80ZM85 109H86L87 111H85ZM99 109H100V108H99ZM99 109H98V111H97V110H96V107L94 108V111H95V110L97 111V113L95 112V116H100V114H99L98 112L102 111L103 109H102V107H101L102 110H99ZM43 110H42V111H43ZM65 110H64V111H65ZM69 110H70V112H68ZM91 110H92V109H91ZM107 110H108V109H107ZM66 111H65V113H66ZM88 111H89V112H88ZM46 112H47V111H46ZM61 113H62V111H61ZM83 113H84V114H83ZM33 114H34L35 116L38 115V116H37L38 119L35 118V116H34ZM68 114H67V115H68ZM86 114H87L91 119H90V118H87L88 116H86ZM97 114H99V115H97ZM101 114L103 115L104 113L101 112ZM31 115H32L33 117H32ZM31 115H30V116L32 117V119L29 118L30 116L28 117V118L30 119L29 122L32 121V123H31L32 125H33V122H34V124L37 123L36 126H40V124H39L38 122H40L42 119H39V117H40L41 115H39V114L37 113V110H35V113H32ZM60 115L63 116V114H60ZM92 115H93V113H92ZM61 116H60V120H61V118L63 119L64 117H66V114H65V116H63V117H61ZM76 116H77V117H76ZM93 116H94V115H93ZM75 117H76V118H75ZM101 117H102V116H101ZM101 117H100V118H101ZM104 117H105V115H104ZM28 118H27V117H26V118H25V117H23V118H19V121L21 122L22 119H25V120H26V123L29 125V122H27V121H28V120H27ZM34 118H35V119H34ZM73 118H74V119H73ZM93 118H94V117H93ZM11 119H12V118H11ZM20 119H21V120H20ZM64 119H65V118H64ZM66 119H67V118H66ZM88 119H90V120L88 121ZM102 119H104V118H102ZM0 120H1V119H0ZM3 120L5 121V119H3ZM17 120H18V118H17ZM17 120H15V121H17ZM33 120H34V121H33ZM44 120H45V122H46V119H44ZM98 120H99V119H98ZM19 121H17V125H19V124L22 125L21 123L24 122V121H23V122L20 123ZM35 121H36V122H35ZM62 121H63V120H62ZM69 121H71V123H70ZM87 121H88V122H87ZM18 122H19V124H18ZM45 122H44V124H45ZM64 122H65V121H64ZM86 122H87V124H86ZM1 123H5V122L1 121ZM1 123H0V125H1ZM24 123H25V122H24ZM24 123H23V125H22L23 128H24V129L22 128V130L25 131L24 133L27 134V133H29V132H32V130H30V129H32L34 125H33V126L31 125L32 128H30V125H29V127H28V125L25 123V124H26V126H25ZM40 123H43V122H40ZM47 123H48V122H47ZM38 124H39V125H38ZM44 124H41V125H44ZM59 124H60V123H59ZM68 124H69V125H68ZM45 125H46V124H45ZM79 125H80V126H79ZM85 125H84V126H85ZM89 125H90V124H89ZM22 126H21V127H22ZM24 126H25V127H24ZM36 126H34V128H35ZM60 126H61V128H62L63 123H62V125H60ZM72 126H71V127H72ZM18 127H20V126H18ZM18 127H17V130H21V128L18 129ZM27 127L29 128V130H27V129H26V130L29 131V132H27V131L25 130V128H27ZM82 127H81V128H82ZM75 128H77V129H75ZM84 128H86V126H85ZM84 128H82V129H84ZM242 128H243V127H242ZM244 128H245V126H244ZM66 129H67V128H66ZM78 129H79V132H78ZM33 130H35V129H33ZM64 130H65V129H64ZM243 130H244V129H243ZM1 131H2V130H1ZM68 131H69V130H68ZM72 131H73V130L70 129V132H68L69 135H71L70 133H72ZM74 131H73L72 134H73L74 136H77L76 133H75ZM80 131H81V132H80ZM240 131L242 132L241 128H240L239 130H236V131H235L236 133H235V132H234V133L232 132L231 134H228V135H227V133H226V135H227L228 137H225V134H224V136H222V137H223V138H224V137L227 138V139L224 140V141H226V143H225L224 141H222L223 138H220V137H219L220 140H221L222 142H221V141L219 142V140H218L219 143H218V145L215 146V148H217L218 146H220L219 148H221V146H223L224 144H227V141L230 142V140H232L233 138L237 137V135H240ZM66 132H67V131H66ZM210 132H212V131L210 130ZM13 133H14V132H13ZM13 133H12V134H13ZM24 133H22L23 135H22V134H19L18 136L22 135L23 137H25L26 135H24ZM32 133H33V132H32ZM68 133H67V134H68ZM212 133H213V132H212ZM238 133H239V134H238ZM14 134L17 135V132H15ZM230 135H231V136H230ZM234 135H236V136H234ZM229 136H230V138H229ZM232 136H234V137L232 138ZM20 137H21V136H20ZM106 137H109V136H106ZM111 138H114V140H115L114 145H115V143H116V141H117L116 138H119L118 140L121 139L120 137H117V136H116V138H115V137H111ZM69 139H70V138H69ZM72 139H73V138H72ZM235 139H236V138H235ZM70 140H71V139H70ZM112 140H113V139H112ZM112 140H111V142L114 141V140H113V141H112ZM109 141H110L109 139H108V143H106L107 140H106V142L104 141V142L101 144V145H103V146H100V147H102V152H101V153H103V150H104L106 154L103 153V155L105 154V156H107V157L104 156V158L102 157L103 159H102V158H99V161L103 160V163H105V164H108L109 161H112V162H113V160L111 159V156H109L111 160L108 158V155H109L110 151L112 152V149H114V147H113V148L110 147L111 145H110L109 147L106 145V144L109 145V144L111 143V142H109ZM120 141H121V140H120ZM120 141H119V142H120ZM232 141H234V139H233ZM232 141H231V142H232ZM121 142H122V144H124V147H126V148L131 146V145L128 144V143H126V144H127V146H126V144L124 143L123 140H122ZM104 143H106L105 146H107L109 149H111L110 151H109V150H107V151L105 150V149H108V148H107V147H104ZM116 144H117V143H116ZM122 144H121V148L123 147ZM219 144H220V145H219ZM228 144H229V143H228ZM73 145H74V144H73ZM73 145H72V146H73ZM75 145H76V143H75ZM75 145H74V147H75ZM87 145H88V144H87ZM91 145H92V144H91ZM91 145H88V147H90ZM92 146L94 147V145H92ZM97 146H99V144H98V145H95L94 148H95L96 150H98ZM116 146H117V148H119V147H118L119 144L116 145ZM225 146H226V145H225ZM70 147H71V146H70ZM74 147H73V148H74ZM78 147H79V148H80V147H85V145H84V146H81V145H80V146H78ZM78 147H77V148H78ZM88 147H86V148H88ZM100 147H99V149L101 150ZM71 148H72V147H71ZM73 148H72V149H73ZM77 148H75L76 151L78 150ZM91 148H92V147H90V148L88 149V152H87V149L83 148V149L86 150V152H84V151H82L81 148H80V150H81V152H83V154L86 153L85 155L87 156V157H86L87 160L84 159L81 155H80V156H81L86 162H89V163H91V162L93 163V161H94V159H95V158H94V157H95V154H96V157H97V156H98V157L100 156V151H99V150H98L99 153H98V151H96V150H93V151H95V153H94V152H89V150L92 151ZM103 148H104V149H103ZM215 148H214V149H215ZM219 148H218V149H219ZM122 149H123V148H122ZM128 149H129V148H128ZM128 149H126L127 151H126L125 149H123V150H124L123 155L125 156V158H122V157H121V159H122V160H124V159L126 160V159H127L126 163L129 162V164H130V162H131L130 160H131V159L134 160V159L137 158V160H138L139 157H136V154H135V157H133L134 154H132V152L135 151V150L132 148V146L130 147V150L133 149L132 151H130V150H128ZM176 149H177V148H176ZM176 149H175L176 152H173L174 154H173V153H170V155L168 154L169 156H166L167 159H165L166 157H164V159H163L164 161H162L161 164H166V165L169 164V168L172 167V165H175L174 168H175L176 166H177V167H180V170H181V171H184V170H185V171H184L185 174L182 172V175L186 176V172H187V175H189V176H187V178H190V179H192V178L194 179V177L197 179V176H198V178H200V179L202 178V180H203V179H206V176H207L208 178L210 177L209 175L212 176L213 173L211 172L210 168L213 167V166H212L213 163L208 162V159L206 160V158H207L206 155L208 156V155H210V154H213V151H215V150H212V151L210 150L209 153L206 152V155H203L202 157H199V158H194L195 156H194V157H190V156L188 157V156H187V157H188V158H187V157L184 156L183 151H185V153H188L189 150H187L188 152H186V149H184V150L182 149L181 151H180L179 147H178L177 150H176ZM188 149H189V148H188ZM67 150H68V149H67ZM80 150H78V151L80 152ZM114 150H117L116 147H115ZM114 150H113V151H114ZM123 150H121V151H123ZM216 150H217V149H216ZM65 151H66V150H65ZM70 151H71V152H70ZM70 151H67V152H65V153H66V154H67V153L69 154V152H70V153H75L74 149H73L74 152H72L71 149H70ZM118 151H119V149H118L117 151L113 152V154H114L113 159L116 158L115 155H117V157L119 156V160L121 161V159H120L121 151H119V153H118V154H120V155H118V154L116 153V152H118ZM81 152H80V153H81ZM108 152H109V153H108ZM125 152H126V153L129 152V154H127V155H131V158H129L130 160L128 159L129 156H127L126 154H124ZM190 152H191V151H190ZM76 153H77V152H76ZM76 153H75V154H76ZM97 153H98L99 155H97ZM107 153H108V154H107ZM115 153H116V154H115ZM130 153H131V154H130ZM135 153H136V151H135ZM81 154H82V153H81ZM89 154H90V155H89ZM113 154H110V155L113 156ZM182 154H183V155H182ZM60 155L62 156V152H61ZM63 155H64V154H63ZM76 155H77V154H76ZM76 155H75V156H76ZM88 155H89V156H88ZM103 155H101V156H103ZM132 155H133V156H132ZM67 156H68V155H67ZM71 156H74V155H71ZM78 156H79V154H78ZM121 156H122V155H121ZM124 156H123V157H124ZM181 156H182V157H181ZM183 156H184V157H183ZM57 157L60 159V156H57ZM84 157H85V156H84ZM91 157H93V158H92L93 161L91 160ZM126 157H127V158H126ZM132 157H133L134 159H133ZM168 157H169V158H168ZM64 158H67L66 155H64ZM82 158H81V160H79L80 157L77 158L78 161H80V163H79V162H76V161L73 162V163H72V161H71V162L68 161V164H69V162L71 163V168L73 169V171H70V169H71L70 166H69V170H68V168H66V164H64L65 162H67L66 160L64 161V163H62V162L60 161V163H62V165L64 164V165H63V168L60 167V168L62 169V171H61L62 173H61V174H63V176H64V174H65L66 177H65V176H64V177H65L66 179L64 178L63 182H64V181H65V182H64V184H63L62 181L60 180V178L62 179L63 176H62L61 174L59 175L60 168H59V169L56 168V169L59 170V171H56V170H55L54 173H56V172H57V173H56V174L53 173V175H55V176L57 175V176H56V178L54 177L55 179H54V178L52 179V180H54V182L50 180V181L52 182L51 185L54 183V184H53L54 187H52L53 189L55 188L54 190H51L52 188H50L51 185H50V181H49L48 179H47V180H48V183H49V185H50L49 188H48V184H47V183H46L47 185H46V184L44 185V183H45V181H46V180L44 181L45 178L42 179V180H39V181H35V180L31 179L33 182L35 181V184H37V183H38V184H37V185H33V184H32L33 182L30 180V181L32 182V183L29 182L30 184H32V186H31V185L29 186L30 188L27 187V186L29 185V183H28L27 185L25 184V185L22 187V190L19 191V192H23L22 194L16 192V195H15V194L12 195V196L15 197V198H13L12 196L9 197L10 200H9V199H8V200L10 201L11 204L7 202V201H8V200H7L8 197H7V198L5 197L6 200H4V201H6V204H8L7 207H8L9 204H10V207L12 208V211H13V209L16 210V208H17V209H18V214L20 213L19 216L16 215V216H18V218H15V217H14V218H15V219H18V220L20 221V223H21V225H20V230H22V231H21V233H19V234H21V236L18 234L20 237L18 236L17 238H23V239H16V238L13 239L14 243H16L15 246L17 245L16 247L13 246V245H14L13 241H10V243L13 244V245H12V244L9 245V247H11V250H12L11 253H13V251H14L15 254L13 253V255H11L10 252H9V254H10L11 257H12V256H13V257L15 256L14 259H15L16 261H18V263L15 261V262H12V264H16V263H17V264H22V263H23V264H26V261H28V259H29V257H30L29 253L31 254V252H32V254H33V252H34V249H33V248H34V246H36V244L34 243V242H35L34 240H36L35 237L39 238L38 235H41V236H42L43 233L45 234L46 231L49 232L48 230H50V229H47V228H49V226H50L49 224L51 223V221H49V220H50L52 217H55L54 214H52V215H54V216H52V217L50 216V214H51L52 212L55 213L53 209H55L56 206L58 207L59 204H57V203H60L61 200H63L62 198H64L66 195H67V197H70V196H68V192H70V193H69V195H70V194H71V189H72V188H70L71 185H69V184L72 183L71 181H73V183H74V185H75V183H79V180H80V178H79L78 182H74V181H77L75 178H78V177H81V176L83 177V175H84V176L87 175L88 169H90L89 166H90L91 164L87 167V165H88L89 163L87 164L85 161L82 160ZM107 158H108V160H107ZM204 158H205V159H204ZM56 159H57V158H56ZM74 159H75V157H74ZM89 159H90V160H89ZM100 159H101V160H100ZM117 159H118V158H116V160H117ZM153 159H154V160H153ZM153 159L151 158V160H153V161H152V164L150 163L151 166H153V162H154V161H158V158H154V157H153ZM197 159H198V160H197ZM200 159H201V160H200ZM63 160H64V159H63ZM69 160H70V159H69ZM71 160H73V157H72ZM96 160H97V159H95V161H96ZM105 160H106L108 163L105 162ZM137 160H136V161H137ZM195 160H196V161H195ZM203 160L205 161V163H204V162L201 163ZM73 161H74V160H73ZM81 161H82L84 164H82ZM90 161H91V162H90ZM144 161H145V160H144ZM206 161H207V163H209V165L207 164V165H208L207 167H206ZM133 162H134V161H133ZM133 162H132V163H133ZM138 162H140V161L138 160ZM138 162L136 163L137 165H138ZM141 162H143V160H142ZM141 162H140V163H141ZM149 162H150V161H149ZM158 162H160V161H158ZM56 163H59V162H57V160H56ZM85 163H86V164H85ZM115 163H116V162H115ZM134 163H135V162H134ZM140 163H139V164H140ZM143 163H145V162H143ZM143 163H142V164H143ZM146 163H147V162H146ZM175 163H176V164H175ZM200 163H201V165H200ZM68 164H67V165H68ZM98 164H100V163H99L98 160H97V164L95 163V166L97 167ZM110 164H111V162H110ZM142 164H141V166H142ZM156 164H157V163L155 162L153 167L158 166L160 163L157 164V165H156ZM161 164H160V165H161ZM202 164H203L204 166H203ZM210 164H212V165H210ZM58 165H59V164H58ZM82 165H83V166L86 165V166L84 167V170H86V169L88 168L86 173L83 172L84 170H83V168H82ZM144 165H146V164H144ZM144 165H143V166H144ZM147 165H149V163H148ZM179 165H182V167L179 166ZM59 166H61V165H59ZM59 166H58V167H59ZM75 166H76L77 169L75 168ZM95 166H94V164H92V167H95ZM64 167L66 168V170H65ZM73 167H74V168H73ZM80 167L82 168V170H81ZM158 167H160V166H158ZM165 167H166V166H165ZM208 167H209V168H208ZM78 168H80L81 171H80ZM160 168H164V165H163L162 167H160ZM166 168H167V167H166ZM63 169H64V170H63ZM172 169H173V167H172ZM206 169H207V170H206ZM208 169H209L210 171H208ZM212 169H213V170H212L213 172H215V173L218 172V171H215L216 169H214V167H213ZM75 170H76V171L78 170V171H80L82 174H83V173H85V174H83V175H82V174H79V175H81V176H79V175L77 176V175H74V174H78V173L76 172V173H74L73 176L71 177L72 173H73ZM175 170H176V169H175ZM186 170H187V171H186ZM224 170H225V169H224ZM63 171H64L65 173H64ZM66 171H68V172H66ZM69 171H70V172H69ZM206 171H207V173L210 172V173H208L209 175H207ZM225 171L229 172L230 169H229V170L226 169ZM225 171H223V172H225ZM71 172H72V173H71ZM227 172H226V173H227ZM91 173H92V172H91ZM93 173H95V172L93 171ZM211 173H212V174H211ZM226 173H225V174H226ZM230 173H231V172H230ZM67 174H69L68 177H67ZM70 174H71V175H70ZM231 174L234 175L233 172H232ZM231 174H230V175H231ZM53 175H52V176H53ZM191 175H192V176H191ZM194 175H196V176H194ZM205 175H206V176H205ZM213 175H214V174H213ZM228 175H229V174H227L226 176H228ZM230 175H229V176H230ZM58 176H59V177L61 176V177L58 179V180L61 181V182H58V181H57ZM69 176H70V177H69ZM88 176H89V175H88ZM199 176H200V177H199ZM204 176H205V177H204ZM216 176H217V175H215V177H216ZM44 177H46V175H44ZM49 177H51V176H49ZM82 177H81V178H82ZM89 177H90V176H89ZM191 177H192V178H191ZM47 178H48V176H47ZM51 178H52V177H51ZM68 178L70 179V181H69ZM212 178H213V176H212ZM86 179H87V178H86ZM200 179H199V180H200ZM223 179H225V178H223ZM66 180H67V181H66ZM84 180H85V178H84ZM42 181H44V183H43ZM55 181H56L57 184L59 183L58 186H57V184L55 183ZM80 181H81V183L83 182L82 180H80ZM204 181H205V180H204ZM208 181H210V180H208ZM224 181H225V180H224ZM36 182H37V183H36ZM66 182H67V183H66ZM210 182H212V181H210ZM60 183H61V185H60ZM73 183H72V185H73ZM224 183H225V182H224ZM230 183H231V182H230ZM65 184H67V185H66L67 187L69 186V187H68L69 190H68V189L66 190L67 187H65ZM55 185H56L57 187H55ZM74 185H73V186H74ZM79 185H80V183H79ZM229 185H230V184H229ZM25 186H26V187H25ZM34 186H37V187H34ZM60 186H61V187H60ZM63 186H64V187H63ZM73 186H72V187H73ZM76 186H77V184H76ZM24 187L27 188V189H25ZM43 187H45V188H46V191H49V192H46V191H45V188H43ZM59 187H60V191L58 190ZM232 187H235V185L232 186ZM62 188H63V189L65 188V189L63 190ZM47 189H48V190H47ZM24 190H25V191H24ZM50 190H51V191H50ZM62 190H63V191H62ZM52 191H53V192H52ZM54 192H55L56 194H55ZM63 192H64V195H63ZM47 193H48V194L50 193L49 196H48ZM51 193H52V194H51ZM58 193L60 194L59 196H61V194H62V196L59 197V196H58ZM11 194H12V193H11ZM54 194H55V195H54ZM65 194H66V195H65ZM9 195H10V194H9ZM9 195H7V196H9ZM14 195H15V196H14ZM18 195H19V197H18V199H17L16 197H17ZM56 195H57L58 197H56ZM261 195H262L263 197H261ZM261 195H259L257 198H254L255 200H253V201H256L257 206L261 205L262 210H261L260 206H259L260 210H258V209H259L258 207H257L258 209H256L257 211L260 212V214H258V216H260V215L262 214L260 217H257V219H258L259 221L256 219V220L258 221V223H257L256 225H257V227H260V228H258V229H260V231H258V232H261V234H264V233H263V232H264V230H263V228H264V219H263V218H264V215H263V214H264V209H263V207H264V193L261 194ZM42 196H43V200H42ZM47 196L50 197V198H48ZM71 196H72V194H71ZM55 197L57 198V200L55 199ZM76 197H77V196H76ZM11 198H12V199H11ZM46 198H47L48 200H47ZM59 198H61V199H59ZM0 199H1V198H0ZM58 199H59V200H58ZM1 200H2V199H1ZM15 200H16V201H15ZM55 200H56V203H53V202H55ZM64 200H65V198H64ZM64 200H63V201H64ZM260 200H261V202H260ZM14 201H15V202H14ZM59 201H60V202H59ZM2 202H3V200H2ZM14 203H15V204H14ZM61 203H62V202H61ZM61 203H60V204H61ZM260 203H261V204H260ZM51 204H52V205H51ZM54 204L56 205L55 207H54ZM253 204H254V205H253V206H254V207H253V208H254L253 210H255V203H253ZM258 204H259V205H258ZM16 205H17V206H16ZM15 206H16V208H15ZM49 206H50L51 208H49ZM52 206H53L54 208H52ZM7 207H6V208H7ZM13 207H14V208H13ZM8 208H9V207H8ZM48 208H49V209H48ZM250 208L252 209V206H251ZM9 209H10V208H9ZM51 209H52V212L50 211ZM19 210H20V211H19ZM31 210L34 212L35 215H33V212H31ZM46 210H47V211H46ZM48 211H49V212H48ZM257 211H256V212H257ZM46 212H47L48 214H47ZM259 212H258V213H259ZM262 212H263V213H262ZM13 213H15V212L13 211ZM44 213L46 214V216H45ZM43 214H44V217H43ZM32 215H33V217H32ZM37 215H38V216H37ZM36 216H37V218H35ZM47 216H49L50 219H48V218L46 219ZM19 217H20V219H19ZM42 217H43V218H42ZM30 218H31V219H30ZM259 218H261V219H259ZM33 219H34V220H33ZM52 219H53V218H52ZM52 219H51V220H52ZM22 220H23V221H22ZM32 221H33V222H32ZM47 221H48L49 223H48ZM31 222L34 223V224H32ZM45 222H46V223H45ZM25 223H26V224H25ZM47 223H48V224H47ZM260 223H262V224H260ZM31 224L33 225L32 227H31ZM47 225H49V226H47ZM258 225H260V226H258ZM28 226H29V227H28ZM30 227H31V228H30ZM41 227H43V228H41ZM44 227H45V228H44ZM25 228H26L27 230H26ZM106 228H107V227H106ZM251 228H252V226H251ZM261 228H262V229H261ZM43 229H44V230H43ZM51 229H52V228H51ZM104 229H105V227H104ZM254 229H255L254 232H256V230H257L256 227H254ZM254 229H250V228H249L250 231H251V230L253 231ZM25 230H26V231H25ZM261 230H262L263 232H262ZM24 231H25V232H24ZM32 231H33V233H32ZM27 232H28V233H27ZM106 232H107V231H106ZM254 232H253V233H254ZM24 233H25L26 235H23ZM29 233H30L31 235H30ZM108 233H109V232H108ZM253 233H251V234H253ZM27 234H28L29 236H28ZM100 234H101V233H100ZM256 234H257V233H256ZM258 234H260V233H258ZM261 234H260V235H261ZM95 235H96V233H95ZM101 235H102V234H101ZM103 235H104V234H103ZM108 235H109V234H108ZM249 235H250V233H249ZM25 236H26V237H25ZM253 236H254V238L256 237V239L258 238V236H256L255 234H254ZM263 236H264V235H263ZM28 237H29V238H28ZM91 237H92V236H91ZM91 237H89V238H91ZM95 237H97V235H96V236L93 235V238H94V239H95ZM106 237L108 238V236H106ZM106 237L103 236V238H106ZM249 237H250L251 239L249 238V239H247V240L242 241L241 243H243V244L249 243L248 245H249L250 247L248 246V248H246V249L244 248V249H245L246 251H247V249H248V251L251 250L250 252H252V250L255 249V248H254L255 245H254L253 247H251L252 245H250V244H251V241H250V240H253V239H252V235L249 236ZM261 237H262V236H261ZM261 237H260V238H261ZM93 238H91V239H92L91 242L93 241L92 244H95L96 242L94 241ZM107 238H106L105 241H104L105 243H106V240L110 239V237H109L108 239H107ZM15 239H16V241H18V240H20V241L16 242ZM256 239L253 240V241H255V242L252 241L253 244L257 242ZM37 240H38V239H37ZM39 240H41V239H39ZM39 240H38V241H39ZM100 240H103V239H100ZM257 240H258V239H257ZM262 240H263V239H261L260 241H262ZM32 241H33V242H32ZM38 241H36L37 244H39ZM118 241H120V240H118ZM247 241H248V242H247ZM260 241L257 242V243H260ZM263 241H264V240H263ZM40 242H41V241H40ZM97 242H98V240H97ZM121 242H122V241H121ZM121 242H120V245H119V246H121V245L123 244V243H121ZM31 243H34V244L31 245ZM257 243H256V244H257ZM98 244H99V242H98ZM101 244L104 245L103 241L101 242ZM107 244H108V243H107ZM116 244H119V243H116ZM261 244H262V242H261ZM263 244H264V243H263ZM19 245H20V246H19ZM99 245H100V244H99ZM103 245H102V246H103ZM109 245H110V246H108V247H110V248H107L108 250H105L104 248L101 250L100 248H101L102 246L100 245V248H99V249H100L102 252L105 250L103 253H102L100 250L97 249V248H98V247H97L98 245H97V246H95V245H91V246H89V248H86V250L88 249V250H87V254H89L90 251H91V252L93 253V256L96 255L95 257H92V258L90 257V255H88V257H90V260H93V259H94V261H95V262H94V261L91 262V261L89 260V261H90V264H93V263L96 264V262H97L98 260H99V262H97V264H98V263H99V264H101V263H103V264H108V263H110V264H117L116 262H118V264H121V260H123L122 264H127L128 262H129L128 264H130L131 262H132V264H136V263L138 264V262H142V261H144V259H147L146 257H147V254H148V253H145V254H146V256H144L145 258H144V257H141V255H140L141 258H144L143 260L141 259V260H142V261H141V260H140V257L138 256L139 251L136 250L135 248H134V250H132L133 248L130 247V244H129V243L126 244L125 246L122 245V246L125 247V248H122V246H121V248L119 247V250H117V249H118V248H117L118 246L115 247V245H114V244H111V243H110ZM259 245H260V244H259ZM7 246H8V244H7ZM7 246H6V248H7ZM21 246H22V247H21ZM39 246H40V245H38V247H39ZM126 246L129 247V248H126ZM12 247H13V249H12ZM14 247H15V248H14ZM28 247H29V248H28ZM36 247H37V246H36ZM36 247H35V248H36ZM40 247H42V246H40ZM91 247H92V249H91ZM105 247H106V246H105ZM114 247H115V249H114ZM246 247H247V246H246ZM17 248H19V249H17ZM94 248H95L96 250H95ZM111 248H112V249H111ZM130 248H131V249H130ZM249 248H250V249H249ZM7 249H10V248H7ZM39 249H40V248H39ZM39 249H38V250H39ZM93 249H94V250H93ZM129 249H130V250H129ZM38 250H35L34 255H32V259L34 258L35 254L37 255L36 251H38ZM86 250H85V251H86ZM89 250H90V251H89ZM112 250H113V251H112ZM116 250H117V251H116ZM131 250H132V252H131ZM22 251H23V252H22ZM88 251H89V252H88ZM94 251H95L97 254H96ZM97 251H99L100 253L97 252ZM108 251H109V252H108ZM129 251H130L131 253H130ZM241 251H244V250H241ZM241 251H240V252H241ZM248 251H247V252H248ZM25 252H26V253H25ZM83 252H84V250H83ZM111 252H113V253H111ZM115 252H116V253H115ZM120 252H121V253H120ZM133 252H134V253H133ZM135 252H136V253H135ZM247 252H246L245 254H243V255H241V253H237V254H240V257H241V256H242V257H243V256H246V257H247V256H249V253H247ZM16 253H17V254H16ZM19 253H20V254H19ZM27 253H28V255H27ZM43 253H45V252H43ZM92 253H90V254L92 255ZM94 253H95V255H94ZM98 253H99V254H98ZM104 253H105V256H104ZM123 253H124V254H123ZM151 253H152V252H151ZM151 253L148 254V257L152 256L153 254H156V253H153V254H151ZM243 253H244V252H243ZM38 254H39V251H38ZM108 254H110V256H109ZM114 254H115V257H117V258H119V257H121V256H122V257L119 258V259H117V258L114 257L115 260H114L113 258H112L113 260H112V259H111V260H107V259H109L108 257H106L107 255H108L109 257H111V255L114 256ZM131 254H132V255H131ZM136 254H137V255H136ZM139 254H140V253H139ZM251 254H252V253H251ZM21 255H22V257H21ZM39 255H40L39 258H35V259H37V260L40 259V258L42 259L41 254H39ZM119 255H120V256H119ZM128 255H129V256H128ZM134 255H135V256H134ZM256 255H257V254H255V255L253 254V255H252L253 259H250V260H252V261L255 260V262H252V261H251L252 264H255V263H257V264H258V263H259V264H260V263H264V260H261V259H264V258H261V259H260V258H259V257L261 256V255H260V256L257 257L258 259H256ZM10 256L8 255L7 257H10ZM28 256H29V257H28ZM42 256H43V255H42ZM154 256H155V255H153V257H154ZM254 256H255V257H254ZM263 256H264V253H263ZM11 257L8 258V259H9L10 261H13L14 259L12 258V260H11ZM26 257H27V258H26ZM37 257H38V256H37ZM47 257H48V255L46 254V258H47ZM85 257H86V256H85ZM102 257H104V258L106 257L107 259L105 258V261L103 262L104 259H103ZM123 257H124V258H123ZM129 257L131 258V260H130ZM136 257H137L138 261H137ZM252 257H251V258H252ZM16 258H17V259H16ZM48 258H49V257H48ZM100 258H101L102 260H101ZM8 259L6 258V261H8ZM35 259H34V260H35ZM44 259H45V254H44ZM87 259H89V258H86V261H87ZM96 259H97V260H96ZM125 259H126V260H125ZM133 259H134V261H133ZM157 259H158V258H157ZM30 260H31V259H30ZM30 260H29L28 262H30ZM37 260H35V261H37ZM119 260H120V261H119ZM129 260H130V261H129ZM139 260H140V261H139ZM148 260L150 261V259H147V261H148ZM154 260L157 262V260H156L155 257H154ZM154 260H153V258H152V261H153V262H154ZM215 260H216V259H215ZM259 260H260L261 262H260ZM106 261H108V263H107ZM110 261H111V262H110ZM115 261H116V262H115ZM147 261H144L143 263L146 264ZM152 261H150L151 263L148 262L147 264H152V263H153ZM159 261H160V260H159ZM210 261H211V260H210ZM210 261H209V262H210ZM256 261H257V262H256ZM262 261H263V262H262ZM24 262H25V263H24ZM31 262H33V261H31ZM31 262H30V264H31ZM100 262H101V263H100ZM105 262H106V263H105ZM113 262H114V263H113ZM135 262H136V263H135ZM209 262H207V263H209ZM214 262H217V263H218L219 261L216 260V261H214ZM248 262H249V261L247 260V263H248ZM8 263H9V261H8ZM33 263H34V262H33ZM87 263H88V262H87ZM154 263H155V262H154ZM154 263H153V264H154ZM159 263H162V262H159ZM165 263H166V262H165ZM207 263H205V264H207ZM219 263H220V262H219ZM219 263H218V264H219ZM247 263H246V264H247ZM10 264H11V262H10ZM27 264H28V263H27ZM88 264H89V263H88ZM141 264H142V263H141ZM156 264H158V262H157ZM209 264H212V263L210 262ZM249 264H251V263H249Z\"/></svg>", "mask_w": 264, "mask_h": 264}]
</instances>
